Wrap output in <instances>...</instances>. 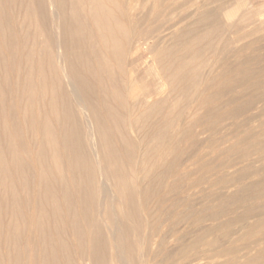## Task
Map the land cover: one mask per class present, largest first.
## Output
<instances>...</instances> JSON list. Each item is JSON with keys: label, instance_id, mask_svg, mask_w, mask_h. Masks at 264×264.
<instances>
[{"label": "rangeland", "instance_id": "obj_1", "mask_svg": "<svg viewBox=\"0 0 264 264\" xmlns=\"http://www.w3.org/2000/svg\"><path fill=\"white\" fill-rule=\"evenodd\" d=\"M1 1L2 2H0V19L3 20V18H4L5 22L3 24H1L2 22H0V42H2L1 47H0V58L8 57L9 56L8 50H9L10 45L12 43L17 44V41H15V39L18 38L17 40H20V38H22V36L25 34V31L27 29L29 31L33 29L34 25L31 24L30 17H28L29 16V13H28L29 8L28 7H33L35 10L38 9V11L40 10V7H44V9H45L44 18L42 19L44 21V23L42 24L43 27L40 28L41 30L39 29V32L40 31H42V32L37 34V37L35 38L36 39L35 42L37 43V45L36 44L35 45H36V48L40 49V52H39V49L37 50V56L40 57L42 59V61H43V59L46 61L42 62L44 65V66L42 65L43 68L37 66L36 69H34L35 73L33 75V78L36 76L35 77L36 79L35 78L33 79L35 81L34 82L35 83L34 84L35 85L34 90H35L36 97H39V98L38 99L36 98L35 104H34V106L33 105L32 106L35 107L33 109H34V112L36 113V116H35L36 120L39 123H41V124H39V123L38 124L41 126L42 123L45 124V123H48L50 121L51 122V132H53L54 134H55V132L58 133V135L60 136L59 138L60 139L62 138V139L60 142V139H58V137H57V140H59L58 141L59 144L62 143V145H64L65 148L60 147L62 145L61 144L59 145L57 140H55V141L52 140L55 142V144L57 143V145L54 144L55 147L52 146V150H51L48 145L51 146L53 142L45 139L46 143L49 142V144L48 143L46 144L47 145V153H48L47 155H51V157H48L49 158V159L47 158L48 160L46 159V162H44V164H42L43 167L45 169H47L48 171L49 170L51 172L53 171V174H55V172L57 174L59 171L60 172L62 171L61 172L62 177L64 175L63 178L62 177L57 178L56 175H54V176H56L55 178H50V177H48L49 179L47 178V181L49 180L48 183L50 185L49 188L51 189V192H52L51 194L55 197V201H57V203H59L58 204L59 212L54 213V211H53L54 207L52 209V205H50V203L47 201L48 198L47 199L44 198V191L43 190L45 187L44 182L46 181V178H44V177L42 178L39 175V170L42 167V165H39L38 163H36L38 159L35 156L36 150L38 148H40L41 141L43 139L42 136H44V135L39 134L41 132L38 133V132H36V130L33 131L34 133L32 132V128L30 126L31 124L26 119L25 113H24V107H25L24 104H26V103L24 101H22L21 99H18V98H17V100L14 101V103L18 104L22 108V110L20 108L21 113L20 114L18 113V115L16 116V122H15L16 123V133H17V130H18V133H20V135L17 134V142L21 139L18 142L19 146L17 148V154L16 155L18 156V158H20V160H23L22 163L24 162L26 166H24L23 169L20 168L19 169L20 171L17 170L19 173L16 171V173L14 174V171H13V173L10 174V176H12V182L13 183L12 182L11 183L13 184V189L16 192L15 194L18 197L17 199L19 200L16 203L17 205L14 203V198H13L14 196L10 193V191L9 192H8V190L5 191L3 189L2 183L0 182V249H1L0 250V264H3V263L4 264H10V262L12 263L11 259H13V262H14L16 253H18L20 255L22 254L20 256L21 257V261H19V262H21L20 264H32V262H33V264H37L36 262H38V260H39V262L44 261L43 259L46 257L45 255H48L49 252L51 253L52 247L56 244V239L58 236L57 234L60 235V233H61V235H60L61 239L64 242H66V245L70 249V250L68 249V251H70V252L72 251L71 252L72 254L70 253V256H72L71 258H73V256L76 255L78 252H79L78 255H80V253H81L79 250L80 248H78V246H79L78 243L80 241H82V236H84L83 233H85V232L88 233L92 228H93L92 229L93 231H94V229L97 230V233H96V231H94L96 233L95 235L97 237L98 236H100L102 238H104L105 236H106V238L110 237V241H109L110 244H108L109 238H107V239L101 238V240L105 241V242H101V240L98 239L100 237L97 238L94 235V237H95V239H94L93 235L91 236V233L93 232L92 230H91L92 232L90 231V233H88V234L85 233L86 237H83V239L86 238L85 240H88V244H87V241H84V242H86V244L82 241L83 245H84L83 247H85V245H87L86 250L88 252H90L91 254L93 253L91 256H95V254H96V256L99 255L98 258L93 257V259H97V261H99L98 263H101V264H103L102 261H106V260H108L107 262H105L106 264H108V263L119 264V262H120V264H126L127 258H128L127 264H154V260H155V264H165V263L167 264L168 262H170V264L171 263L173 264L174 261L173 262H171V261L175 258H178V259H175L174 264H187L188 262H191V261H193L192 264H211V263L212 264H219L220 262H221L220 264H222L223 260H225V259L227 260V261L225 260L226 262H229V263L232 262L233 263L234 258L236 260L238 258L239 262H240V259L243 258L242 260L245 262H243V261L240 262L242 264H245L249 259H250V262L253 260L252 263H254L256 261V259H257V261L258 260L260 261L261 256H258V258H254L255 260L253 259V257L256 256L257 253H260L261 249H263L262 251H264V247H263L264 246V241H263L264 233L262 234V232L264 231L262 229V228H264V226H263L264 222H259V221H263L262 219H264V216H263L264 207H262V206H264V203H263L264 202V195H263L264 194V186H262V185H264V171H263L264 170V162H263L264 157L262 156L263 154L260 156L258 154V152L255 151V149H257L256 147L257 146L261 147L262 146L261 144L263 143L262 141H264V140H262V139H264V136H263V134H264V94H263L264 93V0H219V1L218 0H118V2L121 4V7H124L125 12L130 13L129 14L130 16H128V17H129L130 21L132 20V23H133L132 25H134L133 31L139 30V31L134 32V34L138 39L140 38V42H137L134 45V48H133V50H131L130 55L127 56L128 58H127V62H126V66L128 64V66H127L128 70H131L134 73V76H136V81H135V83H133V88L136 85L139 86V91L137 92L138 95H135V98H137V100L138 99L140 100V102H139L140 104L142 102H143L142 104H145V103L150 104L152 100H153V102H157L158 101L157 98L159 99V101L164 99L163 101L160 102L158 111H157V113H155L153 115V117H151L150 122H155L153 125L157 124L155 127L152 126V127H154L152 129L159 127V129L161 130V134L163 133L162 139L164 138V135H166L165 141L167 140V142H168V143H166L164 141L163 143H165V144L159 143V147L157 148L158 151L156 149L155 151H157V152H155L154 150H152V152H150L151 160H152V156H153L152 154L156 155V156L154 155V157H153V160H155L156 163L153 160L152 161L154 164L153 163L151 164L150 160H149V162H147V164L149 163L148 165H149V168L151 170L156 165L159 166V164L162 167V169L159 170L160 166L155 167L158 171H155L153 169L152 172L155 171L156 173H152L150 170V172H149L150 175L147 177V179L143 180L144 172H143L142 167L141 166L137 167L136 163H134V161L136 162V160L133 157H134V155H136V153L134 151H133V153H135V154L131 153V156L133 158L132 159L131 157L129 158V154L127 155V157L125 156L124 152H126V154H127V151H125L123 149V146H126L125 140H130V139L132 140V138H130L131 137L130 134H128L130 132L129 131L127 132V130H126V125L128 123L126 124V122H127L126 121V119H127L126 118V115H127L126 111L127 110L125 111V109H127V108H124V107L127 106V105H125V104H127V102L126 103L124 102L123 103L124 107L122 105L121 109H119V107H118L119 105L116 102H114L113 99L106 97V99L109 101L108 102L106 100V103H108L109 105H112V106L114 105L113 107L118 108V111L123 112L124 116H125L124 120L122 119V121H121V124H120L121 127H120L118 125L116 126L115 120H114L112 115L111 116L106 115L109 117H108V120H106L107 118L105 119L106 124H103V126H104L105 130L110 129V130H108V133L110 131V134L112 135V137H111L112 139H111L110 138L111 135L107 133V137L109 135V137L107 139V143L110 142L109 144H111L115 141L112 144V145L116 144V145H114L115 149L117 148L115 146L118 145V148L120 146V148H119L120 151H119V149H116V150H117V153L119 152V156L121 157V159H122V156H124V158H123V160H121V162H123L122 165L124 163L125 164L123 166L121 165V168H124L123 173H126V177L128 176L127 179H125L127 182L125 180H121V181L115 180L114 181L113 177L111 178L112 175H111V173H109V171H108V175H107L108 177H105L106 179L105 178L102 179L101 173L92 169V168H94L92 166L94 164H96V163H94L95 162L94 158L98 157V155L101 154V151H103L102 147H105V143H104V146L103 145L101 146L102 150L99 147L100 144H98V147H93V145H92V147L89 146L90 140H89V135H87L88 133L86 132L88 130L86 127L85 118H83V116L81 114H79V112L77 113V111H78L77 107H76L75 103L72 101L73 98L71 96V88L65 84H63L64 86H61L59 88V96H58L59 98H58V103H57L58 108H56V109H58L57 112L54 111L56 109H54V107L50 103V99H51L50 90L53 87V85H51V83H50V81L53 79L52 71H51L52 66L49 65L50 64L49 57L46 58V56H43V51L45 49H46V51H48V46H49V48H51L52 51L54 52V55H56L58 52V44L57 43L60 40V41H62V44H64V50H65V56H66L67 62L68 61L70 62V59L72 62L74 60L77 62V59H75L76 54L82 48H83V50H85L86 48H87V50L90 49L92 47L91 46L92 42H90V41L86 42L85 41L82 43V48L79 47V45L76 48V46L72 42L67 43L66 42L67 39L64 40L63 36H64V31L66 29L64 25L66 23H64L65 22L64 19H61L58 22L53 19L54 10H51V9H54V5H53V3L50 4L53 1H50V0H44V1L43 0H14V1L1 0ZM64 1L67 4L61 3V5H63V7H59V8H61L60 11H61V13H63V11L66 12V10H67L66 13L70 14L71 11H68L71 9L70 1H71V4L73 1L72 0H64ZM202 2H204L205 4ZM196 3H197V5H196ZM198 3H199V6L206 5V7L204 6L201 8H203V9L205 8L206 11H209V13H207L208 17H209L207 19V24L208 23L209 24L206 26L202 24L199 26L200 28H198L197 31L192 32L191 34H188L186 32V29L184 30V26H186L185 28H187L188 26L192 25V23L195 21V19L198 18V15H197ZM202 4H204V5H202ZM66 5H67V7H66ZM65 7H66V10L64 9ZM201 8L199 7V9H201ZM51 12H53V13H51ZM214 12L215 13L218 12V13H216V15H215ZM85 13H88V11H86ZM209 14L211 16H213V14H214V16L211 17V16H209ZM2 16H3V18H1ZM26 16H27V18H26ZM210 18L214 19V21L211 20ZM176 20H177V22H176ZM180 20H182V21H180ZM139 24L141 27H139ZM187 24H189V25H187ZM206 28L209 29L210 33L212 32V34H214L215 36H213L212 34L209 33V35L205 36L204 38L203 37L199 38V37H201V34L203 35L204 30H206ZM42 29L44 30V32ZM181 29H183V31ZM210 29L211 30L213 29V31H211ZM59 30H60V32H59ZM217 32H218V34H217ZM187 34H188V36H187ZM210 35H212V36H210ZM41 36H43L45 38H43ZM88 37H90V36H88ZM212 37L213 38L219 37L220 39L214 38L215 40H212ZM45 39H47V40H45ZM136 39L133 38L132 43L134 41H136ZM56 40H57V42H56ZM217 40H219V41H217ZM209 41H212L211 42L212 45L209 44ZM192 42H195V43L198 42L199 47L201 46L203 49L209 47L211 49L210 51H212L213 53H211L210 51L204 52L205 57L203 56V60L200 61V64L198 63L199 61H196V60H194L193 62H189V65L187 67V71L183 75V77L179 83L180 89L181 88L182 89L177 92V95L175 94L171 98H166L168 88H167V85L165 84L164 81H165V75H167V73H168L167 64L165 63L166 59L164 57L163 58L160 57L159 53H157L159 51L158 49L160 47L161 48H167L170 51H175V50L179 49L178 50L179 53H177V57H178V56H180L179 54H181L184 51V48H186V46ZM204 43H205V45H204ZM137 44H138V47H137ZM208 44H209V46H206ZM46 45H47V47H46ZM202 45H204V47ZM78 48H80V49H78ZM66 49H67V51H66ZM76 49H78V50H76ZM38 52L41 55H39ZM208 53L209 54L211 53V54L209 55ZM93 55H96V52L93 53L92 56ZM92 56H91V62H93ZM220 57H222V58H220ZM68 58H69V60H68ZM178 62H179V60H178ZM1 63H2V61H0V64ZM217 63H219V64H217ZM205 64H207V65H205ZM198 65L201 66V73L199 74L200 76L198 75V77H197L198 79L197 78L194 79V81H195L194 82L193 79H191V77H190V71H191L190 66L192 68L193 67L197 68ZM230 66L231 67L237 66V68L240 70L238 75H236L234 78L228 72L226 73V75L222 74L223 70L226 68H230ZM247 66H249V67H247ZM80 68H79V70L83 76L85 75V77L88 76L89 78H92V79H90L91 81L88 80V81H90V84H92V85L97 84V83L99 84V82H100L99 77H98V81H97L96 74L92 75L94 73L90 71L91 66L88 69L87 65H82V66L80 65ZM26 70H28V69H25V67H24V69L21 70V73H19L17 71L16 74L14 73L12 75H9V74H7V71L4 70V68L2 67V69L0 70V83H1V85L2 86H3V84L5 85V83L8 82L9 79L11 78L10 81L12 80L14 82L13 87H15V89L20 88L19 86H16V85H17V83H19V82L21 83L25 80L24 74H25ZM38 70H39V72L41 70L42 71L39 73ZM158 70H160V71H158ZM42 73L44 74V76H47V77H43ZM218 74L221 76H219ZM37 76L39 78H37ZM88 77H86V78L89 79ZM225 77L228 79H226ZM19 78H20V80H19ZM40 78H41V80L39 82ZM6 79H7V81H6ZM212 79H213V81H212ZM207 80H208V82H207ZM36 81H38V84L40 83V85H38L36 83ZM49 83H50V85H49ZM143 83L145 86H143ZM9 84L10 83L8 82V84L6 83V85H5L7 88L8 95H10L9 94ZM45 84H46V86H45ZM227 84H228V86L230 85V87H228ZM56 86H58V84H56ZM143 87H144V89H143ZM224 87H225V90H224ZM96 89L98 90V88H96ZM44 91H45V93H44ZM101 92H102V90H101ZM106 92L108 93V89H106L105 94H107ZM63 93H64V95H62ZM92 93L89 94L90 95L89 96L90 101L94 102L96 104V106H95V104H94V106L98 109V111L102 115H105L106 114L105 108L101 107L99 109V98L96 97L94 93L93 94ZM162 93H163L164 97L162 96ZM66 94H67V97H66ZM101 94H100V97H101ZM194 94H195V96H194ZM188 95H190V97ZM20 96L21 95H19V97ZM91 96H93L98 101H95L94 98ZM159 97H161V98H159ZM132 98L129 97L128 100H127V98H125L126 100L124 99V101H129ZM148 98H151V99L148 100ZM43 100H45V101H43ZM168 101H169V103H168ZM43 102H45V103H43ZM70 102H71V104H70ZM40 103H42V104H40ZM64 103H66L65 104L66 106L65 105L62 106ZM67 103L70 105H67ZM44 104H45V107H44ZM50 104H51V106H50ZM200 104H202V105H200ZM71 105H73V107ZM92 105H93V103H92ZM193 106L195 107V109L193 108ZM200 106L202 109L198 108ZM46 107H47V109H46ZM64 107H66V108H64ZM74 108H75V110H74ZM166 108H167V110H166ZM36 109H38V110H36ZM68 109L71 110L72 113L74 112L76 114V116L74 117L76 119L74 121H72V120L70 121L69 118H67V119L64 118L65 117L64 111H65V113H67V112H69ZM184 109H185V111H184ZM198 109H199V111H197ZM177 110L179 111V114L177 113L178 112ZM181 110L183 111V113L182 112L180 113ZM116 111H117V109H116ZM236 111H237V113H236ZM6 112L8 114V111H6ZM22 112L24 114H22ZM204 112H205V114H204ZM37 113L40 114L41 117H39V115ZM56 113L59 115V117ZM208 113H210V114H208ZM155 115H156V117H155ZM44 116L46 117V119L49 118V120H46L44 118ZM217 116H219V117H217ZM38 118H39V120H38ZM177 119H178V121H177ZM223 119L225 121H222ZM67 120H69V121H67ZM111 120H113V121H111ZM56 121H57V124H56ZM172 121L174 122V125H173ZM168 122H170V124ZM171 122H172V124H171ZM164 124H166V125L164 126ZM191 124L193 126H191ZM197 124H199V125H197ZM109 125H111V128ZM213 125H214V127L212 128ZM225 125L227 128L225 127ZM71 126H73V127L75 126L74 128L72 127V130L74 129V132L73 131L71 132L69 130L71 128ZM181 126H183L182 129H181ZM56 127H58V128H56ZM76 127L78 128L79 132L77 131ZM118 127L121 129H119ZM184 127H185V129H184ZM54 128H55V130H54L55 132L52 131ZM122 128H125V129H122ZM163 128H164V130H163ZM188 128H190L189 131L191 130V132L188 131ZM57 129H58V131H57ZM64 129L68 130L69 132L66 133V131ZM75 129H76V131H75ZM0 130H2V131H0V134H1L3 132V126L0 127ZM43 130L41 128V130L39 129L37 131H42V134H43ZM112 130H114L117 134H115L114 131L112 132ZM124 130H126L125 131L126 137L124 135L125 133L121 132ZM165 130L167 131V133ZM207 130H209V131H207ZM80 131H83V134H81V136L77 135V136H79V137H77L76 134L77 133L80 134ZM187 131H188V134H186ZM60 132H62V134ZM176 132H179V133H176ZM69 133H71L70 135H71V137H73L75 143L78 142L80 144L81 141H84V144H82V145L80 144V145H81V147L83 145H85L84 146L85 148H83V147L80 148V145L77 143L76 144L73 143L72 144L73 146L70 145L69 141L72 139L67 137V135ZM122 133H123V135H122ZM3 134H4V132L0 135L1 136L0 137V143L2 142L0 144V146H2L4 148L0 147V151H3L5 153L0 152V154L3 153V154H1L2 156L0 155V157L9 158V155H8L7 149H6L8 146V142H5L7 140H5L6 137ZM74 134H75V136H74ZM113 134H115V135H113ZM176 134H177V136H176ZM249 134H251V135H249ZM33 135L35 136V138ZM70 135H68V136H70ZM169 135H170V137H168ZM261 135H262V137H261ZM55 136H57V134H55ZM64 136H66L67 139L69 138L70 140L68 139V141H67L66 139H64L65 138ZM127 136H129L130 139L129 138L125 139V138H127ZM173 136H176V137H173ZM20 137H22V138H20ZM75 137L79 138V139L76 140ZM167 137H168V139H167ZM2 138H3V140H1ZM245 138H247V139H245ZM255 138H256V140H254ZM80 139H81V141L79 142L78 140H80ZM97 139H98V137H97ZM122 139H123V142H120V141H122ZM111 140H112V142H111ZM133 140H134V138H133ZM171 140H174V141H172V142H174V144L173 143L171 144ZM257 140L259 141V144L254 145V144L258 143ZM3 141H4V143H3ZM254 141H257V142L254 143ZM97 142H98V140H97ZM70 143H71V141H70ZM121 143L123 144V146L121 145ZM150 143H151V141L149 140V145L152 144V143L151 144ZM4 144H5V146H4ZM67 144H69V146H72L76 149V151L73 149L75 151V153H77L79 150L82 155L80 154L81 155L80 156L78 153L76 155L74 153V151H73L74 154L73 153L68 154L70 151L72 152V150H71L72 148L70 149ZM56 147H58V148H56ZM48 148H49V150H48ZM54 148H55V150H54ZM61 148H62V150H60ZM63 149L65 151L68 149L66 151L67 153H65L63 151ZM83 149H84V151H83ZM85 149L87 151H85ZM98 149H100V151ZM53 150H54V152L57 150L56 153L59 152V154H58V157L56 158V162L52 161L50 163L49 161H51L53 159V155H54V154H52ZM89 150H90L91 154L86 153ZM250 150H252V151H250ZM61 151L63 153H65V160L66 161L63 160L65 162V163L63 162L64 164L62 162H60V161H62V159H61L62 157L60 155H63V153ZM161 151L163 152V155H162ZM179 151H180V153H179ZM249 151L251 153H249ZM50 152H52V153L50 154ZM121 152H123V153H121ZM239 152L240 153L244 152V154L246 153L247 155L245 154V157H243L244 154L241 155ZM255 152H257V153H255ZM92 153H94V154H92ZM248 153H249V157L247 158ZM4 154H5V156H3ZM85 154H86V156H88V161L85 157ZM120 154H123V155L121 156ZM6 155H8V156H6ZM67 155L68 156L72 155L71 159H69V160L74 161L73 159H75L74 157H76V159H78L79 162L75 160L76 162H78V163H76L74 161L76 163V165L74 164V162L71 163L73 165L68 164L69 161H67L68 160ZM78 155L81 158H78ZM83 155H84V157H83ZM89 155H91V156L89 157ZM157 156H159V157H157ZM258 157H259V159H258ZM82 158H85V161ZM89 158H91V159H89ZM135 158H137V155L135 156ZM161 158H162V160H161ZM253 158H255V159H253ZM63 159H64V155H63ZM100 159L102 162V166H106V168H107L106 162L104 159L101 158V155H100ZM42 160H44V159L42 158ZM80 160L83 161L82 163L85 165V167H83L82 164H81L82 167H81V165L79 167L78 164L81 163ZM89 160H90V162H89ZM91 160H94V161H91ZM124 160H125V162H124ZM257 160H259V161H257ZM172 161H173V163H175L174 166H173V163H171ZM176 161H178V162H176ZM234 161H236L238 163H235ZM59 162H60V164L62 163L61 166H60V164H58ZM91 162L93 165H90ZM126 162H128V163H126ZM7 163H8V159H7ZM52 163H54L53 165L54 166L56 165V166L54 167L52 165ZM168 163H169V165H171V164L172 165L169 166ZM47 164H49V165H47ZM162 164H163V166H162ZM57 165H59L60 167ZM77 165H78V167H77ZM153 165H154V167H153ZM164 165H165V168H164ZM73 166H75V168H73ZM58 167L60 168V170L57 172V169H59ZM86 167H87V169H86ZM169 167H172L173 170H172V168L170 169ZM249 167H250V170H249ZM10 168H11V165H10ZM76 168H78L79 170H76ZM136 168H138V169H136ZM252 168H253V172L251 171ZM257 168H258V171L260 170L259 172L256 171ZM73 169L76 171L73 172L72 171ZM91 169H92V171H91ZM168 169H170V170L168 171ZM90 171H91V173H90ZM147 171H148V169H147ZM165 171H168L169 173L168 172L165 173ZM254 171L256 173H254ZM86 172L88 173V175H86ZM94 172H96V174ZM158 172H159V174H158ZM49 174H50V172H49ZM74 174H78L77 176L76 175L75 176L78 177L79 179L78 178L76 179V177L72 176ZM89 174H91V176ZM133 174H134L135 178L132 177ZM136 174H137L138 178H137ZM152 174H153V176H152ZM154 174H156V175H154ZM157 174L160 176L163 175V177L165 176L164 177L165 179L163 177L158 176ZM82 175L84 176V179L85 178L88 179L89 177L92 178V181H91V179H89V181H88L89 183H87V181L82 178L83 177ZM54 176H51V177H54ZM56 178H57V182L55 180ZM72 178L73 179L75 178L76 181H74ZM155 178H157V179L159 178L158 181H157V179L155 181L154 180ZM94 179H96V180H94ZM112 179H113V181H112ZM135 179H137V181ZM42 180H44V181H42ZM93 180H94V182H93ZM150 180H152V181H150ZM231 180L232 181L235 180L234 182H236V183H234V182L232 183ZM95 181H96V184H95ZM99 181L101 182V186H100ZM76 182H77V184H74ZM78 182H80V184ZM105 182H107V183H105ZM110 182L112 184H110ZM81 183H82V185H81ZM92 183H94V184H92ZM256 183L259 184L257 187L258 188L260 187L257 190H256V188H257ZM227 184H228V186H227ZM78 185L82 186V188H80V186L77 187ZM88 185H90L91 189L94 192L92 190H89L90 187ZM105 185H107V187ZM83 186H85L84 188H86L85 191H87V193L84 192ZM114 186H117V188L120 187L121 192H119V193L122 194V191H123L124 195L120 194L122 197L121 201H119L118 198L116 197V193H113L115 191ZM127 186L130 187L131 190H133L132 193L130 191V188H127ZM87 187H88V189H87ZM97 187L99 190L96 189ZM99 187H101V188H99ZM104 187L106 189H104ZM78 188L80 189V192H79ZM76 189L79 193L76 192ZM118 190H119V188H118ZM127 190H128V192H127ZM140 190L142 193L140 192ZM64 191H67L66 195H68L72 192L70 195H68L69 198L71 197L72 194H73V196H75V195L77 196L78 194H79V196H81V197L75 196L78 199H76L75 197L73 198V196H72V198H71V199H73L72 202L69 199L72 204L75 202L74 207H73V205H72V207H70V205H71L70 203L68 206L66 205V203H68L69 201L67 202L65 199H63ZM88 191H91L90 194H88ZM106 191L108 194H106ZM111 191H113V192H111ZM254 191L257 194H255ZM96 192H97V194L93 195ZM109 192L112 193L113 195H111ZM80 193H82V194L86 193V194H83L84 197H82L83 195ZM102 193H103V195H102ZM260 193H262V194H260ZM91 194L94 196V198L91 196ZM105 194H106V196H105ZM140 194H141V198H139ZM16 195H15V197H16ZM257 195H259V196H257ZM88 196L90 197V199L93 198L96 201L91 199L93 203L91 201L89 202L90 199L88 198ZM95 196H96V198H95ZM111 196H112V198H111ZM250 197H251V200H250ZM255 197H257V198H255ZM85 198H86V200H85ZM253 198L256 201H253L254 200ZM107 200H108V202H107ZM249 200L253 201L254 203L252 204L251 202H249ZM112 201H114V202H112ZM94 202H96V203L99 202V203L97 205L95 203L96 206H94ZM258 202H260V203H258ZM77 203L79 205L84 204L83 206H80V207H83L82 212L85 211L84 208L86 209V214H85V212L82 214L81 210H79L81 208L78 207ZM89 203H91V204H89ZM113 203L116 207L113 205ZM119 203H123V205H125V209H124L125 213L120 210ZM29 204L30 205L32 204V205L29 206ZM258 204H260V205L258 206ZM103 205L105 207H103ZM110 205L114 208H112ZM87 206L90 208L91 211H92V207L94 209L93 210L94 212L96 210H101V211L100 212L98 211V213L96 212V214H98V215H95L93 211H92L93 213L90 210L88 211L89 208ZM67 207L69 208V211L67 210L68 209ZM221 207L223 209L226 208V209H224L225 210L224 214L222 212L223 209H221ZM15 208H17L18 215L20 217H22V215H23L24 217L20 218L18 215H15L17 212ZM71 208H73L74 211L73 210L71 211ZM95 208H97V209H95ZM103 208H104V210H103ZM256 208H258V209H256ZM232 209H234V210H232ZM248 209L250 210V212L248 211ZM255 209H256V211H255ZM113 210H115V211H113ZM142 210L144 213L142 212ZM246 211L249 213H247ZM253 211L255 213H257V212L258 213L255 215L253 213ZM219 212H222V213L219 214ZM259 212L260 213L263 212L262 216L259 215L260 214ZM90 213H92V214H90ZM99 213L100 214L102 213L101 214L102 216H100ZM41 214L43 215L44 219L42 218V216L40 217ZM89 214L91 217H88V219H87V221H89V222H87L88 226H89V223H91V221H92L89 218L93 219L92 223L90 224V226L92 225L93 227L89 226L90 229L87 226V223L85 221L87 216H89ZM151 214H152V216H151ZM251 214H252V218H250ZM253 214L255 215L254 217H253ZM81 215H83V217ZM94 215L97 218V223L94 222V220L96 221ZM243 215L244 216L247 215L246 218H250L249 221L246 218H244ZM16 216L18 218H16ZM241 216L243 217V219H245V221H244L245 223H243V221L240 220ZM38 217H39V219H38ZM101 217H102V219H101ZM242 217H241V219H242ZM256 217H258L259 219L261 217L262 219L259 220ZM74 218L77 219L76 222L79 221L78 224H80V225L83 224V226H85V227L87 226L89 229V230H87L86 229L87 227L86 228L81 227V228H83V229L85 228L87 230V231L84 230L85 232L82 231L83 235L80 233L82 236L79 234L81 237L79 235H78L79 237L77 235H75V231L73 230L72 221L75 220ZM84 218H85V220H84ZM140 218H142V219H140ZM228 218H233L232 219L233 224L231 223V220L230 221L228 220L229 222L227 221ZM234 218L236 220H234ZM238 218H239V220H238ZM254 218H256L255 219L256 221L254 220ZM15 219L17 220V222L21 223L20 228L18 229V230H20V232L17 231L14 234H10L11 229H9V226L14 222ZM40 219H42L43 221L41 222ZM52 219H54V220H52ZM99 219H100V222H98ZM225 219H226V221H225ZM81 220H83L84 222L83 221L81 222ZM104 220L106 222H108L109 225H107V223ZM148 220L153 222V223L151 222V226H150V223L147 224ZM154 220L156 221L157 224H155ZM158 220H160V221L158 222ZM37 221H38V224H40V225L42 224V226H40L38 224L36 226ZM235 221H236V224H235ZM238 221L241 225L238 224ZM246 221L249 222V224H247ZM101 222H103V224H100ZM112 222H114V223H112ZM221 222H222V225H220ZM227 222L230 225H228ZM254 222H256L255 225L257 224V222H259V224H261V223H263V224H261V226H259L257 224V226L255 227ZM23 223H24V225H23ZM93 224H95V225H93ZM119 224H120V226H119ZM102 225H103V227H102ZM96 226H98V227L100 226L101 228L100 227L99 228L101 230H99L98 227H96ZM148 226L151 228L153 226L154 228L149 229ZM216 226H219V227H216ZM226 226H228V227L230 226V228L227 229ZM244 226L249 227V229L250 228L252 229V227L254 226L253 229L256 228L257 230H255V229L254 230L252 229V230L254 231L253 234H256V235L251 234L250 232L252 230H248L247 227H246L247 230H245ZM21 227H23V228H21ZM41 227H42V229H44V232H43V230L41 231V229H40ZM215 227L217 228V231H216ZM259 227L262 229V232H260L261 230L259 229ZM37 228H38L39 232H42L44 234H42V233L40 234L38 232ZM104 228H105V230H104ZM211 228L214 230H212ZM235 228L236 229L238 228V231ZM58 229H60V230H58ZM106 229H107V231H106ZM118 229H120L121 231ZM221 229H222V232H221ZM229 229L231 232L233 230V232L231 234L229 233ZM150 230H152L155 233L150 232ZM258 230H259V232H258ZM112 231H114V232L112 233ZM226 231H228L227 232L228 235L226 234ZM244 231H246V234L244 233ZM248 231H250V232L247 233ZM57 232H59V233H57ZM99 232L101 234H98ZM104 232L105 233L108 232V233L105 234ZM208 232L209 233L211 232L210 233L211 235ZM18 233H19L21 238H19ZM110 233L112 236L110 235ZM257 233L258 234L260 233L261 235L260 234L258 235ZM39 234L41 236L45 235L47 238L49 236V239H47L45 236L41 237ZM92 234H94V233H92ZM118 234L121 236H119ZM207 234H209V236ZM222 234H224V235H222ZM249 234L251 235L250 237H252V238H249V239H251V242H252V239L254 240L258 236H260V240L262 242L259 240V238L255 239L256 242L255 241H254V243L252 242L253 247H251L252 245L250 243V240L247 241L248 238H247V240L245 239L246 237L249 236ZM113 235H114V238L116 239L115 242H114V239L112 238ZM206 235L208 237H206ZM214 235H216V236H214ZM241 235H243V237H241ZM245 235H248V236H245ZM16 236H18V237H16ZM76 236H77V238H76ZM199 236H200V238H199ZM239 236H240V238H239ZM15 237L19 238V240L16 239ZM117 237L118 238L120 237L119 238L120 240H123V239H126V240H123L124 242L122 243V241H120ZM8 238H10V239H8ZM90 238H92V240L93 239L96 240L95 242H97L99 240L98 241L99 244L98 243L96 244L95 242L93 243L96 251L94 249H92L93 245H92V240L90 241ZM148 238H149V240H148ZM196 238L198 239V241L200 240V242H198ZM205 238H208V239H205ZM229 238H231V239L229 240ZM235 238H237V239L239 238L238 239L239 243H237L238 242L237 239L234 242ZM128 239H129V241H128ZM143 239H144V241H143ZM46 240H48V241H46ZM202 240H204V241H202ZM210 240H211V242H209ZM231 240L234 243H236V245L233 242L231 243ZM243 240H245L244 241L245 244L244 243L242 244V245H244V247H242V245L240 244L241 243L240 241L243 242ZM16 241H18V242H16ZM19 241L22 242V244H20ZM27 241H29L30 244ZM40 241L45 243V249L48 246V250H49V248L52 246L50 248L49 252L46 249L48 253L46 252V254L44 255L45 257H43V254L45 253L44 252L45 249H43L44 246L42 247V250L38 249V247H39L38 243ZM126 242H128L129 245L131 244L132 247H134V248H132V254L128 253V251H127L128 250V244ZM194 242L200 244V245L197 244V246L199 248L194 244ZM16 243H17V245H16ZM222 243H223V245L221 246ZM52 244H54V245H52ZM89 244H91V245L89 246ZM103 244L104 245L106 244V247L107 246L108 247L107 248L102 247V246H104ZM115 244H118V245H115ZM141 244L143 246L142 248H141ZM162 244L164 246H162ZM230 244H231V246L233 244V246H232L233 248H231V246H229ZM237 244H239V246ZM255 244H257V245H255ZM26 245H27V247H26ZM95 245L97 246V249H96ZM154 245H155V247H154ZM225 245H226V247L229 246L228 248H230L229 250H231L232 252L227 251L228 249L226 247H224ZM109 246H111V247H109ZM146 246L149 249H146ZM188 246H189V250H190L191 246L195 247L196 249L191 248V250H193L194 252L191 250L189 252L188 250H186V247H188ZM200 246L202 247V249H200ZM205 246H206V248L204 249ZM261 246H262V248H260ZM98 247H99V249H98ZM235 247H236L237 251H236V249H234ZM237 247H239V249H240V247H242L241 252ZM113 248H114V250H113ZM116 248H117V250H116ZM220 248H221V252H219ZM257 248H260V250H258ZM21 249H23L22 252L24 253V255L21 252ZM57 249H58V247H57ZM57 249H55V250L57 251ZM101 249L105 250L108 254H105L106 253L105 251H103V252L98 251ZM121 249H123V250H121ZM194 249L197 251H195ZM108 250L112 254H109L110 252ZM146 250H148V251H146ZM185 250L189 253H186ZM199 250L200 251L202 250V252L200 253ZM210 250H212V251H210ZM222 250L225 253L222 252ZM30 251H31V253H30ZM33 251H35V253ZM87 251H85L87 253L86 255H90V253H88ZM182 251L183 252L185 251V252L183 253ZM214 251L216 252V254H217V252L220 254H217V255L215 254L217 257L215 255L213 256L212 254H214ZM38 252H40V253H38ZM94 252H96V253H94ZM97 252L99 254H97ZM118 252L119 253L121 252L122 255L119 254ZM230 252L231 253L235 252V253L230 254ZM41 253H43V254H41ZM148 253L150 254L149 255L150 257L146 255ZM180 253L183 255V257ZM222 253L226 254L225 255L226 257L223 256L224 254H222ZM32 254H34V255L40 254V255H36V259H34L35 263H34V261H32L33 260L31 258ZM124 254H126V255H124ZM229 254L230 255L237 254L238 256L240 255L241 257L239 256L240 257L239 258L237 255H235L233 257V256H229ZM50 255L51 254H49L48 256H50ZM107 255L109 258L112 257L111 261H110L111 258L108 259ZM135 255H136L137 259L134 258ZM179 255L181 257H179ZM62 256H63V254L61 255V257ZM123 256H124V258H123ZM130 256H132L133 259H131ZM145 256H147L146 257L147 260H146ZM155 256H156V258H155ZM209 256H211V257H209ZM38 257L39 258L42 257V259L40 258L41 261H40V259L37 260ZM61 257L60 258L58 257L59 261L61 260ZM99 257H101V258H99ZM105 257L107 259H105ZM244 257H247V258L244 259ZM250 257H252V259ZM24 258H25V260H24ZM30 258H31V260H30ZM48 258H50V257H48ZM65 258L66 257H64V259ZM179 258H181V259H179ZM230 258H233V259H230ZM51 259H52V257H51ZM64 259H62V261H60L61 264L63 262H65ZM102 259H105V260H102ZM130 259H131V261H130ZM134 259L136 261H134ZM149 259H151V260L149 261ZM228 259H229V261H228ZM246 259H248V260L246 261ZM72 260L77 261V255H76V258L74 256V259H72ZM78 260L79 261L81 260L80 256H78ZM177 260L178 261L180 260V261L177 263ZM236 260H234L235 263H233V264L238 263L237 262L238 260L237 261ZM46 261H47V257H46ZM125 261H126V263H125ZM129 261H130V263H129ZM132 261H134L136 263H134ZM200 261L201 262L204 261V263L203 262L200 263ZM217 261H218V263H217ZM39 262H38V264H39ZM94 262L95 263H93V264H98L95 260H94ZM226 262H224L223 264H227ZM250 262H247L246 264H248ZM232 263H230V264H232ZM240 263H238V264H240ZM48 264H50V261L48 262Z\"/></svg>", "mask_w": 264, "mask_h": 264}, {"label": "bare ground", "instance_id": "obj_2", "mask_svg": "<svg viewBox=\"0 0 264 264\" xmlns=\"http://www.w3.org/2000/svg\"><path fill=\"white\" fill-rule=\"evenodd\" d=\"M11 1H14V0H11ZM44 1V0H43ZM50 1H53V2H49L50 4H52L53 3V5H54V9H51V10H54V13L53 12H51V13H53V19L55 20V21H60L61 19H64V23H66L64 26H65V31H64V40H66V42L68 43V42H72L75 46H76V48H77V46L79 45V47H81L82 48V43L83 42H92V47L90 48V49H88L87 50V48L85 49V50H83V48L76 54V58L75 59H77V62L74 60L73 62L71 61V59H70V62L68 61L67 62V60H66V56H65V50H64V44H62V41H58V52H57V56L56 55H54V52L52 51V49L51 48H49V46H48V51H46V49L43 51V56H46V58L47 57H49V60H50V64L49 65H51L52 66V68H51V71H52V77H53V79L50 81V83H51V85H53V87L51 88V90H50V96H51V99H50V103L52 104V106L54 107V109H56V108H58L57 107V103H58V96H59V88L61 87V86H64L63 84H65V85H67V86H69L70 88H71V96H72V101L75 103V105H76V107H77V113L79 112V114H81L82 116H83V118H85V122H86V127H87V130L88 131H86L88 134L87 135H89V140H90V145L89 146H91L92 147V145H93V147H98V144H100V148H101V146L103 145L104 146V143H105V147H102L103 148V151H101V158L102 159H104L105 160V162H106V165H107V168H106V166H102V162H101V159H100V155H98V157H95L94 159H95V162L94 163H96V164H92V162L90 163V165H93L92 167H94V168H92L93 170H95V171H97V172H99V173H101V178L103 179V178H105V177H108L107 175H108V171H109V173H111V178L113 177V179H114V181L115 180H119V181H121V180H125V179H127V177H126V173H123L124 172V168H121V165H122V163L123 162H121V160H123V158H124V156H122L123 154H120L121 156H122V159H121V157L119 156V152L117 153V150L116 149H119L120 148V146H119V148H118V145L117 146H115V147H117L116 149L114 148V145H116V144H114V145H112L113 143H111V144H109V143H107V139H108V137H109V135H108V137H107V133H108V130H110V129H108V130H105L104 129V126H103V124H106L105 123V119L106 120H108V117L109 116H106V115H112L113 116V118H114V120H115V124H116V126L118 125V126H120L121 127V121H122V119L124 120V113L123 112H120V111H118V108H116L117 109V111H116V109L112 106V105H109L108 103H106V97L108 98H110V99H113V101L114 102H116L119 106V109H121V106L123 105V103L125 102H127V104H125V105H127L126 107H124V105H123V107L124 108H127V109H125V111L127 112L126 114V130H127V132L129 131L130 133H128V134H130V138H132V140H133V138H134V140L132 141L130 138H129V136H127V138H125V139H130V140H125L126 142V146H123V144L121 143V145L123 146V149L125 150V151H127V154H126V152H124L125 153V156L127 157V155L129 154V158L131 157L132 158V156H131V153H133V151L136 153V155H137V158H135V156L136 155H134V159L136 160V162L134 161V163H136V166L138 167V166H141L142 167V169H143V172H144V176H143V180H145V179H147V177L150 175L149 174V172H150V168H149V163L147 164V162H149V160L151 161V164L153 163V161L156 163V161L155 160H153V157H154V155L155 154H152L153 156H152V160H151V157H150V152H152V150H156L158 147H159V143L160 144H165V143H163L164 141H165V137H166V135H164V138L162 139V137H163V133L161 134V130L159 129V127H156L155 129H152V128H154L157 124H155V125H153L155 122H150V120H151V117H153V115L155 114V113H157V111H158V108H159V104H160V102L161 101H163L164 99H162L161 101H159V99L157 98V102H153V100L151 101V103L149 104V103H145V104H140L139 102H140V100L138 99L137 100V98H135V95H138L137 94V92L139 91V86L138 85H136L134 88H133V83H135V81H136V76H134V73L131 71V70H128V64H127V66H126V62H127V56H129L130 55V52H131V50H133V48H134V45L137 43V42H140V38L138 39L136 36H135V34H134V32H136V31H139V30H136V31H133V27H134V25H132L133 23H132V20L130 21V19H129V17L128 16H130L129 14L130 13H126L125 12V10H124V7H121V4L118 2V0H72L73 2H72V4H71V1H70V7H71V9L70 10H68V11H71V13L69 14V13H66L67 12V10H66V7H67V5H66V7L64 8L65 10H66V12H64L63 11V13H61V11H60V9L61 8H59V7H63V5H61V3L63 4V3H66L64 0H50ZM219 1V0H218ZM0 2H2L1 0H0ZM28 2V1H27ZM195 2V1H194ZM29 3V2H28ZM193 3V2H192ZM202 3H204V2H202ZM3 4V3H2ZM23 4V3H22ZM27 4V3H26ZM30 4V3H29ZM33 4V3H32ZM49 4V5H50ZM67 4V3H66ZM205 4V3H204ZM204 4H202V5H204ZM15 5V4H14ZM196 5H197V3H196ZM7 6V5H6ZM43 6V5H42ZM205 7H206V5H204ZM204 6H199V3H198V9H197V15H198V18L197 19H195V21L192 23V25H190V26H188L187 28H185L186 26H184V30L186 29V32L188 33V34H191L192 32H195V31H197L198 30V28H200L199 26L200 25H208L207 24V19L209 18L208 17V14L207 13H209V11H206L205 10V8L203 9V8H201V7H204ZM199 7L201 8V9H199ZM22 8V7H21ZM27 8V7H26ZM25 8V9H26ZM29 8V16L28 17H30V22H31V24H33L34 25V27H33V29L32 30H26L25 31V34L22 36V38H20V40H17L18 38H16L15 39V41H17V44H15V43H12L11 45H10V47H9V56L8 57H2V58H0V61H2V63L0 64V70L2 69V67L4 68V70H6L7 71V74H9V75H12V74H16L17 73V71L19 72V73H21V70L22 69H24V67H25V69H28V70H26V72H25V74H24V76H25V80L23 81V82H19V83H17V85L16 86H19L20 88H16L15 89V87H13V81L11 80L10 81V79H9V94L10 95H8V92H7V88H6V83L8 84V82H6L5 83V85L3 84V86L1 85V83H0V125L1 126H3V132H4V136L6 137V139L5 140H7V141H5V142H8V146H7V153H8V155H9V158H7V157H0V182L2 183V186H3V189L6 191V190H8V192L10 191V193L14 196L13 198H14V203L16 204L17 203V201H19L17 198V195L15 194L16 192L14 191V189H13V182H12V176H10V174L11 173H13V171H14V174L16 173V171L17 170H19L20 168H24V166H26L25 165V163L23 162L22 163V161L23 160H20V158H18V156L16 155L17 154V148H18V146H19V144H18V142L21 140H19L18 142H17V134L18 135H20V133H18V130H17V133H16V116L18 115V113L20 114L21 113V110H22V108L18 105V104H16V103H14V101L15 100H17V98L18 99H21L22 101H24L26 104H24V113H25V117H26V119L28 120V122L31 124H29L30 126H31V128H32V132L34 131V130H36V132H41V133H39V134H41V135H44V136H42L43 137V139H42V141H41V145H40V148H38L37 150H36V154H35V156L37 157V162L36 163H38L39 165H42V164H44V162H46V159L48 158V157H51V155H47L48 153H47V143L49 144V142H47L46 143V140H48V141H52V140H57V137H58V139H60L59 137V135H58V133L57 132H55L54 130H55V128L52 130V131H54L55 132V134H57V136H55V134L53 133V132H51V122L49 121L48 123H45V124H43L42 123V125L40 126L39 124H41V123H39L37 120H36V113L34 112V109L33 108H35V107H33L34 106V104H35V101H36V98L38 99L39 97H36V95H35V90H34V87H35V81L33 80L34 78H33V75H34V69H36V67L38 66V67H42V65H43V61H46V60H44L43 59V61H42V59L40 58V57H38L37 56V50L39 49V48H36V45H37V43L35 42V38L37 37V34L38 33H40V32H42V31H40L39 32V29L40 28H42L43 26H42V24L44 23V21L42 20L43 18H44V11H45V9H44V7H40V10L38 11V9L37 10H35L33 7H28ZM63 9V8H62ZM207 9V8H206ZM28 10V9H27ZM26 11V10H25ZM86 11H88V13H85ZM128 12V11H127ZM230 12V11H229ZM26 13V12H25ZM213 13V12H212ZM215 13V12H214ZM216 13H218V12H216ZM216 13H215V15H216ZM179 14V13H178ZM27 15V14H26ZM20 16V15H19ZM209 16H211L210 14H209ZM213 16H214V14H213ZM213 16H211V17H213ZM224 16V15H223ZM195 17V16H194ZM1 18H3V16L1 17ZM26 18H27V16H26ZM181 19V18H180ZM189 19V18H188ZM211 19V18H210ZM193 20V19H192ZM211 20H213L214 21V19H211ZM15 21V20H14ZM23 21V20H22ZM180 21H182V20H180ZM212 21V22H213ZM0 22H2L1 24H3L4 22H5V19L3 18V20L2 19H0ZM24 22V21H23ZM26 22V21H25ZM176 22H177V20H176ZM211 22V23H212ZM55 23V22H54ZM210 23V24H211ZM25 24V23H24ZM61 24V23H60ZM59 24V25H60ZM191 24V23H190ZM41 25V26H40ZM187 25H189V24H187ZM212 25V24H211ZM219 25V24H218ZM24 26V25H23ZM28 26V25H27ZM61 26V25H60ZM171 26V25H170ZM210 26V25H209ZM208 26V27H209ZM59 27V26H58ZM139 27H141L140 26V24H139ZM211 28V27H210ZM219 28V27H218ZM202 29V28H201ZM204 29V28H203ZM214 29V28H213ZM213 29L211 30V31H213ZM216 29V28H215ZM41 30V29H40ZM43 30V29H42ZM62 30V29H61ZM182 31H183V29H181ZM19 31V30H18ZM215 31V30H214ZM43 32H44V30H43ZM59 32H60V30H59ZM153 32V31H152ZM151 32V33H152ZM209 33H210V31H209V29H207L206 28V30H204V33H203V35L201 34V37H199V38H204L205 36H207V35H209ZM138 34V33H137ZM188 34H187V36H188ZM210 34H212V32L210 33ZM217 34H218V32H217ZM216 34V35H217ZM220 34V33H219ZM60 35V34H59ZM180 35V34H179ZM178 35V36H179ZM182 35V34H181ZM199 35V34H198ZM213 36H215L214 34H212ZM212 35H210V36H212ZM58 36V35H57ZM88 36H90V37H88ZM155 36V35H154ZM153 36V37H154ZM19 37V36H18ZM41 37H43V36H41ZM61 37V36H60ZM181 37V36H180ZM40 38V37H39ZM43 38H45V37H43ZM57 38V37H56ZM133 38H137L136 39V41H134L133 43H132V41H133ZM178 38V37H177ZM215 39H217V38H219V37H214ZM213 37H212V40H215ZM61 39V38H60ZM220 39V38H219ZM45 40H47V39H45ZM92 40V41H91ZM198 40V39H197ZM205 40V39H204ZM207 40V39H206ZM217 41H219V40H217ZM237 41V40H236ZM235 41V42H236ZM40 42V41H39ZM56 42H57V40H56ZM65 42V41H64ZM156 42V41H155ZM161 42V41H160ZM211 42L212 41H209V44L210 45H212L211 44ZM234 42V41H233ZM1 43L2 42H0V47H1ZM79 43V44H78ZM81 43V44H80ZM208 43V42H207ZM206 43V44H207ZM221 43V42H220ZM36 44V45H35ZM41 44V43H40ZM88 44V43H87ZM86 44V45H87ZM96 44V45H95ZM176 44V43H175ZM209 44L208 45H206V46H209ZM6 45V44H5ZM8 45V44H7ZM67 45V44H66ZM72 45V44H71ZM85 45V46H86ZM159 45V44H158ZM170 45V44H169ZM204 45H205V43H204ZM204 45H202L203 47H204ZM42 46V45H41ZM84 46V45H83ZM96 46V47H95ZM171 46V45H170ZM174 46V45H173ZM176 46V45H175ZM46 47H47V45H46ZM53 47V46H52ZM136 47V46H135ZM137 47H138V44H137ZM180 47V46H179ZM211 47V46H210ZM183 48V47H182ZM212 48V47H211ZM74 49V48H73ZM78 49H80V48H78ZM78 49H76V50H78ZM159 51L157 52V53H159V56L160 57H164L165 59H166V64H167V71H168V73H167V75H165V84L167 85V88H168V92H167V96H166V98H171V97H173L175 94L177 95V92L179 91V90H181L180 89V80L182 79V77H183V75L186 73V71H187V67H188V65H189V62H193L194 60H196V61H199L198 63L200 64V61L201 60H203V56L205 57V55H204V52H207V51H210L211 49L209 48V47H207V48H205V49H203L201 46L199 47V44H198V42H192V43H190V44H188L187 46H186V48H184V51L181 53V54H179L180 56H178L177 57V53H179V49H177V50H175V51H170L169 49H167V48H159L158 49ZM42 51V50H41ZM66 51H67V49H66ZM39 52H40V49H39ZM39 52H38V54H39ZM77 52V51H76ZM90 52V53H89ZM96 52V55H93L92 56V54L93 53H95ZM211 53H213L212 51H210ZM71 53V52H70ZM210 53V54H211ZM209 54V53H208ZM207 54V55H208ZM209 54V55H210ZM39 55H41V54H39ZM91 56H92V58H93V62H91ZM95 56V57H94ZM221 56V55H220ZM159 57V58H160ZM45 58V57H44ZM45 58V59H46ZM72 58V57H71ZM179 58V59H178ZM220 58H222V57H220ZM238 58V57H237ZM73 59V58H72ZM88 59V60H87ZM207 59V58H206ZM68 60H69V58H68ZM178 60H179V62H178ZM129 61V60H128ZM152 61V60H151ZM222 61V60H221ZM6 62V63H5ZM208 62V61H207ZM45 63V62H44ZM49 63V62H48ZM83 63V64H82ZM197 63V64H198ZM192 64V63H191ZM217 64H219V63H217ZM224 64V63H223ZM4 65V66H3ZM80 65L82 66V65H87V68L89 69L90 68V66H91V68H90V71L91 72H93L94 74H92V75H95L96 74V79H97V81H98V77H99V80H100V82H99V84L97 83V84H90V79H92V78H89L88 76H86V77H88L89 79H87L86 77H85V75L83 76L82 74H81V72H80V70H79V68H80ZM205 65H207V64H205ZM227 65V64H226ZM44 66V65H43ZM203 66V65H202ZM133 67V66H132ZM226 67V66H225ZM229 67V66H228ZM239 67V66H238ZM247 67H249V66H247ZM43 68V67H42ZM45 68V67H44ZM165 68V67H164ZM190 68H191V71H190V77H191V79H193V81H194V79L195 78H197L198 77V75L201 73V66L200 65H198L197 66V68H195V67H191L190 66ZM81 69V68H80ZM47 70V69H46ZM49 70V69H48ZM134 70V69H133ZM242 70V69H241ZM244 70V69H243ZM24 71V70H23ZM42 71V70H41ZM40 71V72H41ZM158 71H160V70H158ZM239 69L237 68V66H230V68H226V69H224L223 70V73L222 74H224V75H226V73L228 72L229 74H231L232 75V77L234 78L236 75H238V73H239ZM245 71V70H244ZM38 72H39V70H38ZM39 72V73H40ZM47 72V71H46ZM90 72V73H91ZM44 73V72H43ZM42 73V74H43ZM161 73V72H160ZM248 73V72H247ZM217 74V73H216ZM36 75V74H35ZM202 75V74H201ZM219 75V74H218ZM41 76V75H40ZM167 76V77H166ZM200 76V75H199ZM208 76V75H207ZM219 76H221V75H219ZM223 76V75H222ZM19 77V76H18ZM43 77H47V76H44V74H43ZM94 77V76H93ZM162 77V76H161ZM215 77V76H214ZM9 78V77H8ZM37 78H39L38 76H37ZM163 78V77H162ZM161 78V79H162ZM226 78V77H225ZM230 78V77H229ZM232 78V79H233ZM36 79V78H35ZM45 79V78H44ZM47 79V78H46ZM198 79V78H197ZM226 79H228V78H226ZM236 79V78H235ZM15 80V79H14ZM19 80H20V78H19ZM40 80H41V78L39 79V82H40ZM88 80H90V81H88ZM210 80V79H209ZM6 81H7V79H6ZM44 81V80H43ZM201 81V80H200ZM212 81H213V79H212ZM228 81V80H227ZM230 81V80H229ZM17 82V81H16ZM93 82V81H92ZM91 82V83H92ZM195 82V81H194ZM207 82H208V80H207ZM225 82V81H224ZM36 83L38 84V81H36ZM47 83V82H46ZM50 83H49V85H50ZM200 83V82H199ZM223 83V82H222ZM227 83V82H226ZM231 83V82H230ZM42 84V83H41ZM56 84H58V86H56ZM189 84V83H188ZM194 84V83H193ZM232 84V83H231ZM15 85V84H14ZM38 85H40V83L38 84ZM195 85V84H194ZM207 85V84H206ZM234 85V84H233ZM8 86V85H7ZM45 86H46V84H45ZM44 86V87H45ZM143 86H145L144 85V83H143ZM227 86H228V84H227ZM37 87V86H36ZM188 87V86H187ZM226 87V86H225ZM225 87H224V90H225ZM228 87H230V85L228 86ZM235 87V86H234ZM96 88H98V90L96 89ZM106 89H108V93L107 94H105V91H106ZM141 89V88H140ZM143 89H144V87H143ZM142 89V90H143ZM207 89V88H206ZM45 90V89H44ZM101 90H102V92H101ZM141 90V91H142ZM146 90V89H145ZM144 90V91H145ZM220 90V89H219ZM223 90V91H224ZM232 90V89H231ZM21 91V92H20ZM49 91V90H48ZM185 91V90H184ZM190 91V90H189ZM193 91V90H192ZM221 91V90H220ZM230 91V90H229ZM20 92V93H19ZM40 92V91H39ZM94 93L95 94V96L96 97H98L99 98V109L101 108V107H104L105 108V111H106V114L105 115H102L99 111H98V109L95 107L96 106V104L94 103V102H91L90 101V95L89 94H91V93ZM38 93V92H37ZM43 93V92H42ZM44 93H45V91H44ZM49 93V92H48ZM92 93V94H93ZM102 93V94H101ZM165 93V92H164ZM181 93V92H180ZM183 93V92H182ZM224 93V92H223ZM100 94H101V97H100ZM105 94V95H104ZM140 94V93H139ZM160 94V93H159ZM166 94V93H165ZM184 94V93H183ZM189 94V93H188ZM196 94V93H195ZM195 94H194V96H195ZM225 94V93H224ZM264 94V93H263ZM19 95H21L20 97H19ZM62 95H64V93L62 94ZM193 95V94H192ZM191 95V96H192ZM41 96V95H40ZM151 96V95H150ZM160 96V95H159ZM162 96H163V93H162ZM189 97H190V95H188ZM66 97H67V94H66ZM69 97V96H68ZM91 97H93V96H91ZM129 97H133L131 100H129V101H124V99L125 98H127V100H128V98ZM147 97V96H146ZM154 97V96H153ZM164 97V96H163ZM223 97V96H222ZM65 98V97H64ZM71 98V97H70ZM94 98V97H93ZM159 98H161V97H159ZM195 98V97H194ZM149 99H151V98H148V100ZM153 99V98H152ZM187 99V98H186ZM189 99V98H188ZM191 99V98H190ZM70 100V99H69ZM94 100L95 101H98L97 99H95L94 98ZM126 100V99H125ZM166 100V99H165ZM43 101H45V100H43ZM61 101V100H60ZM108 101V100H107ZM172 101V100H171ZM178 101V100H177ZM191 101V100H190ZM62 102V101H61ZM67 102V101H66ZM109 102V101H108ZM146 102V101H145ZM153 102V103H152ZM43 103H45V102H43ZM60 103V102H59ZM92 103H93V105H92ZM168 103H169V101H168ZM173 103V102H172ZM40 104H42V103H40ZM39 104V105H40ZM48 104V103H47ZM51 104H50V106H51ZM66 103H64L62 106H64ZM70 104H71V102H70ZM70 104H68L67 103V105H70ZM73 104V103H72ZM94 104H95V106H94ZM107 104V105H106ZM171 104V103H170ZM169 104V105H170ZM191 104V103H190ZM189 104V105H190ZM210 104V103H209ZM23 105V104H22ZM21 105V106H22ZM33 105V106H32ZM37 105V104H36ZM200 105H202V104H200ZM32 106V107H31ZM66 106V105H65ZM72 107H73V105H71ZM181 106V105H180ZM40 107V106H39ZM44 107H45V104H44ZM98 107V106H97ZM122 107V108H123ZM169 107V106H168ZM203 107V106H202ZM217 107V106H216ZM20 108H21V110H20ZM37 108V107H36ZM62 108V107H61ZM64 108H66V107H64ZM63 108V109H64ZM170 108V107H169ZM181 108V107H180ZM179 108V109H180ZM186 108V107H185ZM193 108L195 109V107L193 106ZM198 108H201V106L200 107H198ZM39 109V108H38ZM38 109H36V110H38ZM46 109H47V107H46ZM53 109V110H54ZM70 109V108H69ZM68 109V110H69ZM73 109V108H72ZM202 109V108H201ZM200 109V110H201ZM74 110H75V108H74ZM104 110V109H103ZM164 110V109H163ZM166 110H167V108H166ZM165 110V111H166ZM176 110V109H175ZM214 110V109H213ZM6 111H8V114H7V112ZM55 112H57L58 111V109H56V110H54ZM71 110H69V112H67V113H65V111H64V114H65V117L64 118H69L70 119V121L72 120V121H74L76 118H74L75 116H76V114L74 113H72V111L70 112ZM178 111V110H177ZM184 111H185V109H184ZM197 111H199V109L197 110ZM204 111V110H203ZM209 111V110H208ZM211 111V110H210ZM215 111V110H214ZM50 112V111H49ZM52 112V111H51ZM183 113V111L181 110L180 111V113ZM212 112V111H211ZM23 112H22V114H24ZM104 113V112H103ZM176 113V112H175ZM178 114H179V111L177 112ZM213 113V112H212ZM235 113V112H234ZM236 113H237V111H236ZM38 114V113H37ZM48 114V113H47ZM46 114V115H47ZM53 114V113H52ZM57 114V113H56ZM63 114V115H64ZM162 114V113H161ZM204 114H205V112H204ZM208 114H210V113H208ZM39 115V117H41L40 116V114H38ZM43 115V114H42ZM58 115V114H57ZM62 115V116H63ZM175 115V114H174ZM181 115V114H180ZM229 115V114H228ZM241 115V114H240ZM21 116V115H20ZM224 116V115H223ZM58 117H59V115H58ZM155 117H156V115H155ZM202 117V116H201ZM213 117V116H212ZM217 117H219V116H217ZM227 117V116H226ZM44 118L46 119V117L44 116ZM48 118V117H47ZM78 118V117H77ZM178 118V117H177ZM180 118V117H179ZM252 118V117H251ZM42 119V118H41ZM52 119V118H51ZM61 119V118H60ZM165 119V118H164ZM214 119V118H213ZM228 119V118H227ZM26 120V121H27ZM38 120H39V118H38ZM46 120H49V118L48 119H46ZM83 120V119H82ZM169 120V119H168ZM167 120V121H168ZM172 120V119H171ZM201 120V119H200ZM204 120V119H203ZM220 120V119H219ZM67 121H69V120H67ZM111 121H113V120H111ZM177 121H178V119H177ZM222 121H225L224 119L222 120ZM27 122V123H28ZM53 122V121H52ZM65 122V121H64ZM107 122V121H106ZM160 122V121H159ZM173 122V121H172ZM172 122H171V124H172ZM181 122V121H180ZM206 122V121H205ZM218 122V121H217ZM216 122V123H217ZM39 123V124H38ZM60 123V122H59ZM58 123V124H59ZM80 123V122H79ZM78 123V124H79ZM109 123V122H108ZM123 123V122H122ZM169 124H170V122H168ZM167 123V124H168ZM222 123V122H221ZM56 124H57V121H56ZM85 124V123H84ZM110 124V123H109ZM114 124V123H113ZM112 124V125H113ZM176 124V123H175ZM70 125V124H69ZM75 125V124H74ZM125 125V124H124ZM166 124H164V126H165ZM173 125H174V122H173ZM197 125H199V124H197ZM196 125V126H197ZM216 125V124H215ZM218 125V124H217ZM227 125V124H226ZM226 125H225V127H226ZM0 126V127H1ZM40 126V127H39ZM66 126V125H65ZM64 126V127H65ZM77 126V125H76ZM108 126V125H107ZM106 126V127H107ZM110 126V128H111V125H109ZM152 126H154V127H152ZM160 126V125H159ZM191 126H193L192 124H191ZM59 127V126H58ZM58 127H56V128H58ZM63 127V128H64ZM72 127L73 126H71V128L69 129L71 132L73 131L74 132V129L72 130ZM75 127V126H74ZM73 127V128H74ZM105 127V128H106ZM174 127V126H173ZM214 127V125L212 126V128ZM218 127V126H217ZM21 128V127H20ZM41 128H42V130H43V134H42V131H37V130H41ZM53 128V127H52ZM69 128V127H68ZM77 128V127H76ZM119 128V127H118ZM170 128V127H169ZM183 128V126H181V129ZM187 128V127H186ZM227 128V127H226ZM60 129V128H59ZM67 129V128H66ZM66 129H64L65 131H66V133H68L69 131L68 130H66ZM81 129V128H80ZM117 129V128H116ZM119 129H121V128H119ZM122 129H125V128H122ZM180 129V128H179ZM178 129V130H179ZM184 129H185V127H184ZM189 129L190 128H188V131H189ZM217 129V128H216ZM229 129V128H228ZM82 130V129H81ZM126 130H124V131H121V132H124L125 133V131ZM163 130H164V128H163ZM168 130V129H167ZM219 130V129H218ZM0 131H2V130H0ZM57 131H58V129H57ZM75 131H76V129H75ZM77 131L79 132V130H78V128H77ZM106 131V132H105ZM114 130H112V132H113ZM166 131V130H165ZM188 131H187V133L186 134H188ZM207 131H209V130H207ZM228 131V130H227ZM226 131V132H227ZM2 132V133H3ZM111 132V133H112ZM119 132V131H118ZM137 134H136V133ZM163 132V131H162ZM169 132V131H168ZM182 132V131H181ZM189 132H191V130L189 131ZM218 132V131H217ZM216 132V133H217ZM229 132V131H228ZM1 133V134H2ZM34 133V132H33ZM61 134H62V132H60ZM114 133L115 134H117L115 131H114ZM120 133V132H119ZM165 133V132H164ZM166 133H167V131H166ZM176 133H179V132H176ZM0 134V135H1ZM71 133H69L68 135H70ZM73 134V133H72ZM81 134H83V131H80V134L79 133H77L76 134V136L77 135H79V136H81ZM86 134V133H85ZM108 134H110V131H109V133ZM115 134H113V135H115ZM127 134V135H128ZM204 134V133H203ZM36 135V134H35ZM53 135V136H52ZM67 135V137H69V138H71L72 140H70L69 138V140L71 141V143H70V141H69V144L70 145H72L73 143H75L74 142V139H73V137H71V135L70 136H68ZM111 135V134H110ZM122 135H123V133H122ZM121 135V136H122ZM125 135V137H126V133L124 134ZM173 135V134H172ZM180 135V134H179ZM178 135V136H179ZM239 135V134H238ZM249 135H251V134H249ZM253 135V134H252ZM34 136V135H33ZM74 136H75V134H74ZM79 136H77V137H79ZM120 136V137H121ZM176 136H177V134H176ZM176 136H173V137H176ZM263 136H264V134H263ZM1 137V136H0ZM19 137V136H18ZM37 137V136H36ZM51 137V138H50ZM62 137V136H61ZM65 137V138H64ZM63 138L64 139H66L67 141H68V139H67V137L66 136H64ZM97 137H98V139H97ZM112 137V135L110 136V138ZM168 137H170V135L168 136ZM168 137H167V139H168ZM182 137V136H181ZM220 137V136H219ZM250 137V136H249ZM261 137H262V135H261ZM20 138H22V137H20ZM34 138H35V136H34ZM41 138V137H40ZM54 138V139H53ZM109 138V139H110ZM119 138V137H118ZM123 138V137H122ZM151 138V139H150ZM241 138V137H240ZM257 138V137H256ZM256 138L254 139V140H256ZM46 139V140H45ZM62 139V138H61ZM61 139H60V142H61ZM75 139L77 140V139H79V138H76L75 137ZM112 139V138H111ZM124 139V138H123ZM123 139H122V141H120V142H123ZM151 141V145H149V140ZM177 139V138H176ZM175 139V140H176ZM245 139H247V138H245ZM262 139V138H261ZM1 140H3V138L1 139ZM83 140V139H82ZM97 140H98V142H97ZM114 140V139H113ZM170 140V139H169ZM214 140V139H213ZM262 140H264V139H262ZM4 141H3V143H4ZM54 141H52L53 143H52V145L50 146V145H48L49 147H50V149L52 150V146H54V144H55V142ZM59 140H57V142H58ZM63 141V140H62ZM79 142L81 141V139L80 140H78ZM172 141H174V140H171V144L173 143L174 144V142H172ZM177 141V140H176ZM216 141V140H215ZM227 141V140H226ZM258 141V140H257ZM257 141H254V143H256ZM261 141V140H260ZM82 142V143H81ZM80 142V144L82 145V144H84V141H81ZM100 142V143H99ZM111 142H112V140H111ZM166 143H168L167 142V140L165 141ZM170 142V141H169ZM179 142V141H178ZM236 142V141H235ZM263 143H264V141H262ZM2 143V142H1ZM0 143V144H1ZM67 143V142H66ZM77 144H79L78 142H76ZM75 143V144H76ZM103 143V144H102ZM232 143V142H231ZM239 143V142H238ZM253 143V142H252ZM251 143V144H252ZM261 144L262 146L260 147V146H257L256 148L257 149H255V151H257L258 152V154L261 156L262 154V156L264 157V144ZM22 144V143H21ZM51 144V143H50ZM58 144H59V142H58ZM61 145H62V143H60ZM59 144V145H60ZM69 144H67L68 145V147L72 150V152L70 153L69 151V153L68 154H72L73 153V151L75 150L76 151V149L74 148V147H72V146H69ZM79 144V145H80ZM212 144V143H211ZM216 144V143H215ZM214 144V145H215ZM259 144V141H258V143H256V144H254V145H258ZM55 145H57V143L55 144ZM78 145V146H79ZM81 145H80V148H85L84 146L85 145H83L82 147H81ZM125 145V144H124ZM224 145V144H223ZM4 146H5V144H4ZM77 146V145H76ZM121 146V147H122ZM225 146V145H224ZM0 147H2V146H0ZM55 147V146H54ZM60 147H62V148H65L64 147V145H62V146H60ZM59 147V148H60ZM125 147V148H124ZM170 147V146H169ZM237 147V146H236ZM2 148H4V147H2ZM25 148V147H24ZM23 148V149H24ZM56 148H58V147H56ZM62 148L60 149V150H62ZM67 148V147H66ZM68 148V149H69ZM79 148V147H78ZM102 148H101V150H102ZM249 148V147H248ZM247 148V149H248ZM255 148V147H254ZM67 149V150H68ZM74 149V150H73ZM168 149V148H167ZM250 149V148H249ZM248 149V150H249ZM252 149V148H251ZM48 150H49V148H48ZM54 150H55V148H54ZM54 150H53V153L52 152H50V154L52 153V154H54L53 155V159L51 160V161H49L50 163L53 161V162H56V158L58 157V154H59V152H57L56 153V151L54 152ZM66 150V151H67ZM82 150V149H81ZM99 151H100V149H98ZM227 150V149H226ZM63 151L65 152V153H67L64 149H63ZM75 151H74V153H75ZM83 151H84V149H83ZM85 151H87L86 149H85ZM119 151H120V149H119ZM157 151H158V149H157ZM157 151H155V152H157ZM168 151V150H167ZM175 151V150H174ZM250 151H252V150H250ZM249 151V153H251ZM0 152H3V151H0ZM10 152V153H9ZM27 152V151H26ZM49 152V151H48ZM62 152V151H61ZM60 152V153H61ZM160 152V151H159ZM162 152V151H161ZM257 152H255V153H257ZM3 153H5V152H3ZM3 153H1V154H3ZM63 153V152H62ZM61 153V154H62ZM65 153H63V155H64V159H63V155H60L61 157V159H62V161H60V162H64L63 160H65ZM73 153V154H74ZM79 155L81 154L80 153V151L78 150V152H77ZM77 153H75L76 155H77ZM87 154H91V152H90V150L88 151V152H86ZM121 153H123V152H121ZM135 153H133V154H135ZM179 153H180V151H179ZM240 153V152H239ZM249 153H248V156H247V158L249 157ZM0 154V155H1ZM84 154V153H83ZM92 154H94V153H92ZM132 154V155H133ZM241 155L242 154H244V152L243 153H240ZM246 154V153H245ZM245 154H244V156L243 157H245ZM8 155H6V156H8ZM79 155H78V158H81V157H79ZM82 155V154H81ZM80 155V156H81ZM162 155H163V152H162ZM176 155V154H175ZM178 155V154H177ZM183 155V154H182ZM181 155V156H182ZM247 155V154H246ZM255 155V154H254ZM257 155V154H256ZM2 156V155H1ZM3 156H5V154L3 155ZM21 156V155H20ZM71 156L72 155H67V157H68V160L67 161H69V163L68 164H71V163H73L75 160L76 161H78V159H76V157H74L75 159H73L74 161H72V160H69V159H71ZM91 155H89V157H90ZM97 156V155H96ZM156 156V155H155ZM160 156V155H159ZM159 156H157V157H159ZM173 156V155H172ZM185 156V155H184ZM237 156V155H236ZM70 157V158H69ZM83 157H84V155H83ZM85 157H86V159H87V161H88V156H86V154H85ZM93 157V156H92ZM91 157V158H92ZM161 157V156H160ZM165 157V156H164ZM175 157V156H174ZM42 158L44 159V160H42ZM73 158V157H72ZM91 158H89V159H91ZM132 158V159H133ZM150 158V159H149ZM163 158V157H162ZM162 158H161V160H162ZM7 159H8V163H7ZM22 159V158H21ZM49 159V158H48ZM47 159V160H48ZM60 159V160H61ZM67 159V158H66ZM82 159H84V161H85V158H82ZM128 159V158H127ZM155 159V158H154ZM157 159V158H156ZM165 159V158H164ZM167 159V158H166ZM253 159H255V158H253ZM252 159V160H253ZM257 159V158H256ZM258 159H259V157H258ZM262 159V158H261ZM55 160V161H54ZM103 160V161H104ZM126 160V159H125ZM125 160H124V162H125ZM129 160V159H128ZM172 160V159H171ZM195 160V159H194ZM249 160V159H248ZM263 160V159H262ZM66 161V160H65ZM71 161V162H70ZM75 161V162H76ZM81 161V163H79L78 165H79V167H80V165L82 164L83 165V167H85V165L82 163L83 161L82 160H80ZM91 161H94V160H91ZM130 161V160H129ZM168 161V160H167ZM255 161V160H254ZM253 161V162H254ZM257 161H259V160H257ZM256 161V162H257ZM60 162L58 163V164H60ZM74 162V164L76 165V163H78V162H76L75 163ZM89 162H90V160H89ZM162 162V161H161ZM166 162V161H165ZM164 162V163H165ZM175 162V161H174ZM176 162H178V161H176ZM186 162V161H185ZM235 163H238V162H236V161H234ZM240 162V161H239ZM243 162V161H242ZM255 162V163H256ZM264 162V161H263ZM61 163V164H62ZM65 163V162H64ZM63 163V164H64ZM126 163H128V162H126ZM158 163V162H157ZM163 163V162H162ZM171 163H173V161L171 162ZM54 163H52V165H53ZM61 164H60V166H61ZM125 164V163H124ZM123 164V165H124ZM150 164V165H151ZM154 164V163H153ZM177 164V163H176ZM181 164V163H180ZM190 164V163H189ZM233 164V163H232ZM10 165H11V168H10ZM47 165H49V164H47ZM71 165H73V164H71ZM78 165H77V167H78ZM82 165H81V167H82ZM89 165V166H90ZM104 165V164H103ZM122 165V166H123ZM166 165V164H165ZM165 165H164V168H165ZM168 165H169V163H168ZM172 165V164H171ZM171 165H169V166H171ZM175 165V163H173V166ZM249 165V164H248ZM13 166V167H12ZM54 166V165H53ZM56 166V165H55ZM54 166V167H55ZM57 166H59V165H57ZM59 166V167H60ZM152 166V165H151ZM159 166H160V164H159ZM158 165H156L155 167H159ZM162 166H163V164H162ZM172 166V167H173ZM231 166V165H230ZM29 167V166H28ZM58 167V168H59ZM88 167V166H87ZM87 167H86V169H87ZM134 167V166H133ZM153 167H154V165H153ZM153 168L155 171H158L156 168ZM172 167H169L170 169L172 168ZM48 168V167H47ZM73 168H75V166H73ZM91 168V167H90ZM132 168V167H131ZM163 168V169H164ZM174 168V167H173ZM173 168H172V170H173ZM190 168V167H189ZM263 168V167H262ZM21 169V170H22ZM57 169V168H56ZM92 169H91V171H92ZM108 169V170H107ZM136 169H138V168H136ZM147 169H148V171H147ZM152 169V170H153ZM160 169H162V167L160 166V168H159V170ZM170 169H168V171L170 170ZM260 169V168H259ZM60 170V168L59 169H57V172ZM76 170H79L78 168H76ZM76 170H72L73 172L74 171H76ZM152 170H151V172H152ZM171 170V171H172ZM249 170H250V167H249ZM20 171V170H19ZM30 171V170H29ZM91 171H90V173H91ZM152 172V173H156V172ZM164 171V170H163ZM168 171H165V173L166 172H168ZM251 171L253 172V168L251 169ZM257 172H259L258 171V168H257V170H256ZM264 171V170H263ZM18 172V171H17ZM49 172H50V174H49ZM62 172V171H61ZM60 171L56 174V172H55V174H53V171L51 172L50 170L48 171L47 169H45L44 167H43V165H42V167L40 168V170H39V175L43 178H46V181L44 182L45 184H44V198L45 199H47L48 198V202L50 203V205H52V209H53V207H54V213H58L59 212V207H58V204L59 203H57V201H55V197L51 194L52 192H51V189L49 188L50 187V185H49V183H48V181H47V178L48 177H50V178H55L56 176H57V178H60V177H62V173H61ZM78 172V171H77ZM82 172V171H81ZM84 172V171H83ZM160 172V171H159ZM159 172H158V174H159ZM19 173V172H18ZM76 173V172H75ZM80 173V172H79ZM95 174H96V172H94ZM93 173V174H94ZM169 173V172H168ZM254 173H256L255 171H254ZM85 174V173H84ZM92 174V175H93ZM135 174V173H134ZM134 174H133V178H135V176H134ZM157 174V175H158ZM164 174V173H163ZM260 174V173H259ZM54 175H56V176H54ZM66 175V174H65ZM78 175V174H74V175H72V176H74V177H76V176ZM86 175H88V173L86 172ZM90 176H91V174H89ZM154 175H156V174H154ZM166 175V174H165ZM51 176H54V177H51ZM80 176V175H79ZM83 176V175H82ZM97 176V175H96ZM136 176H137V174H136ZM152 176H153V174H152ZM158 176H160V175H158ZM63 177H64V175H63ZM62 177V178H63ZM81 177V176H80ZM93 177V176H92ZM160 177H163V175L162 176H160ZM165 177V176H164ZM163 177V178H164ZM246 177V176H245ZM57 178L55 179L56 180V182H57ZM78 177H76V179H77ZM83 179H84V176L82 177ZM95 178V177H94ZM97 178V177H96ZM137 178H138V176H137ZM263 178V177H262ZM49 179V178H48ZM73 179V178H72ZM79 179V178H78ZM89 179H91V181H92V178H88V179H84V180H86L87 181V183H89L88 181H89ZM106 179V178H105ZM113 179H112V181H113ZM156 179L157 178H155L154 180L156 181ZM159 179V178H158ZM158 179H157V181H158ZM165 179V178H164ZM163 179V180H164ZM235 179V178H234ZM17 180V179H16ZM74 181H76L75 180V178L73 179ZM94 180H96V179H94ZM94 180H93V182H94ZM136 181H137V179H135ZM153 180V179H152ZM152 180H150V181H152ZM221 180V179H220ZM263 180V179H262ZM10 181V182H9ZM40 181V180H39ZM42 181H44V180H42ZM82 181V180H81ZM85 181V182H86ZM90 181V182H91ZM111 181V180H110ZM126 181V180H125ZM135 181V182H136ZM141 181V180H140ZM161 181V180H160ZM232 181V180H231ZM235 181V180H234ZM234 181H232V183L234 182ZM12 182V183H11ZM100 182V181H99ZM117 182V181H116ZM127 182V181H126ZM162 182V181H161ZM227 182V181H226ZM258 182V181H257ZM53 183V182H52ZM79 184H80V182H78ZM105 183H107V182H105ZM109 183V182H108ZM114 183V182H113ZM138 183V182H137ZM234 183H236V182H234ZM254 183V182H253ZM74 184H77V182L76 183H74ZM92 184H94V183H92ZM95 184H96V181H95ZM110 184H112L111 182H110ZM230 184V183H229ZM255 184V183H254ZM257 185H256V187L259 185L258 183H256ZM41 185V184H40ZM39 185V186H40ZM81 185H82V183H81ZM108 185V184H107ZM107 185H105L106 187H107ZM142 185V184H141ZM232 185V184H231ZM80 185H78L77 187H79ZM89 187H90V185H88ZM97 186V185H96ZM100 186H101V182H100ZM103 186V185H102ZM227 186H228V184H227ZM230 186V185H229ZM255 186V185H254ZM262 186H264V185H262ZM22 187V186H21ZM41 187V186H40ZM85 186H83V188H84ZM115 187V191L113 192V191H111V192H113V193H116V197L118 198V200L119 201H121L122 200V197H121V195H124L123 194V191H122V194L121 193H119V192H121L120 190V187H118L119 188V190H118V188H117V186H114ZM226 187V186H225ZM246 187V186H245ZM42 188V187H41ZM40 188V189H41ZM80 188H82V186H80ZM99 188H101V187H99ZM127 188H130V187H128L127 186ZM142 188V187H141ZM228 188V187H227ZM260 188V187H259ZM258 187L256 188V190L257 189H259ZM58 189V188H57ZM85 189L86 188H84V192H86L87 193V191H85ZM87 189H88V187H87ZM96 189H98V187L96 188ZM104 189H106L105 187H104ZM124 189V188H123ZM160 189V188H159ZM250 189V188H249ZM24 190V189H23ZM78 190H79V192H80V189L78 188ZM89 190H92L91 189V187L89 188ZM95 190V189H94ZM99 190V189H98ZM129 190V189H128ZM128 190H127V192H128ZM142 190V189H141ZM141 190H140V192H141ZM93 191V190H92ZM96 191V190H95ZM102 191V190H101ZM125 191V190H124ZM130 191H131V193L133 192V190H131V188H130ZM129 191V192H130ZM138 191V190H137ZM252 191V190H251ZM40 192V191H39ZM38 192V193H39ZM67 191H64V193H63V199H65L68 203H66V205L68 206L69 205V203L71 204L70 205V207H72V205H73V207H74V203L72 204L71 202H72V200L73 199H71L72 198V196H73V194L71 195V197L69 198L68 197V195H70V194H68V195H66L67 193H66ZM76 192H78L77 191V189H76ZM78 192V193H79ZM82 192V191H81ZM90 192L91 191H88V194H90ZM94 192V191H93ZM105 192V191H104ZM159 192V191H158ZM255 192V191H254ZM23 193V192H22ZM74 193V192H73ZM86 193H83V194H86ZM110 193V192H109ZM118 193V194H117ZM142 193V192H141ZM76 194V193H75ZM80 194H82V193H80ZM82 194V195H83ZM95 194H97V192L96 193H94L93 195H95ZM106 194H108L107 193V191H106ZM106 194H105V196H106ZM111 195H113L112 193H110ZM121 194V195H120ZM146 194V193H145ZM255 194H257L256 192H255ZM260 194H262V193H260ZM15 195H16V197H15ZM92 194H91V196L94 198V196H93ZM102 195H103V193H102ZM135 195V194H134ZM139 195V194H138ZM152 195V194H151ZM264 195V194H263ZM262 195V196H263ZM39 196V195H38ZM76 196V195H75ZM75 196H73V198L75 197ZM90 196V195H89ZM88 196V198L90 199V197ZM158 196V195H157ZM257 196H259V195H257ZM76 197H81V196H79V194L76 196ZM75 197V198H76ZM82 197H84V195L82 196ZM114 197V196H113ZM136 197V196H135ZM87 198V199H88ZM93 198H91L92 200H94ZM95 198H96V196H95ZM106 198V197H105ZM111 198H112V196H111ZM132 198V197H131ZM139 198H141V194H140V197ZM153 198V197H152ZM161 198V197H160ZM255 198H257V197H255ZM71 200V202H70V200ZM76 199H78V198H76ZM81 199V198H80ZM83 199V198H82ZM89 200V202L91 201L92 202V200ZM156 199V198H155ZM254 199V198H253ZM252 199V200H253ZM259 199V198H258ZM23 200V199H22ZM85 200H86V198H85ZM117 200V201H118ZM154 200V199H153ZM250 200H251V197H250ZM249 200V202H251L252 204L254 203L253 201H256L255 199L253 200V201H250ZM261 200V199H260ZM259 200V201H260ZM94 201H96V200H94ZM105 201V200H104ZM118 201V202H119ZM134 201V200H133ZM258 201V200H257ZM12 202V201H11ZM64 202V201H63ZM78 202V201H77ZM107 202H108V200H107ZM110 202V201H109ZM112 202H114V201H112ZM117 202V203H118ZM141 202V201H140ZM156 202V201H155ZM93 203V202H92ZM95 203L96 202H94V206H96L98 203H96V205H95ZM133 203V202H132ZM258 203H260V202H258ZM264 203V202H263ZM8 204V203H7ZM78 204V203H77ZM89 204H91V203H89ZM140 204V203H139ZM138 204V205H139ZM231 204V203H230ZM17 205V204H16ZM32 205V204H31ZM30 204H29V206H31ZM63 205V204H62ZM84 204H78V207H80V206H83ZM102 205V204H101ZM113 205H114V203H113ZM118 205V204H117ZM260 204H258V206H259ZM263 205V204H262ZM261 205V206H262ZM34 206V205H33ZM111 206V205H110ZM115 206V205H114ZM119 206H120V210L121 211H123L124 213H125V205H123V203H119ZM134 206V205H133ZM152 206V205H151ZM88 207V206H87ZM86 207V208H87ZM103 207H105L104 205H103ZM112 207V206H111ZM116 207V206H115ZM128 207V206H127ZM140 207V206H139ZM223 207V206H222ZM221 207V209H223ZM237 207V206H236ZM252 207V206H251ZM262 207H264V206H262ZM2 208V207H1ZM61 208V207H60ZM68 208V207H67ZM81 209H79V210H81V212L83 211L82 210V208L83 207H80ZM89 208V207H88ZM87 208V209H88ZM112 208H114V207H112ZM129 208V207H128ZM131 208V207H130ZM231 208V207H230ZM234 208V207H233ZM16 209V211H17V208H15ZM19 209V208H18ZM31 209V208H30ZM62 209V208H61ZM95 209H97V208H95ZM101 209V208H100ZM119 209V208H118ZM132 209V208H131ZM142 209V208H141ZM224 209H226V208H224ZM223 209V214H224V210ZM251 209V208H250ZM256 209H258V208H256ZM256 209H255V211H256ZM68 211H69V208L67 209ZM73 210V208H71V211ZM84 212H85V214H86V209L84 208ZM90 210V208L88 209V211ZM94 209H93V207H92V211H93ZM103 210H104V208H103ZM144 210V209H143ZM143 210H142V212H143ZM232 210H234V209H232ZM9 211V210H8ZM70 211V212H71ZM74 211V210H73ZM91 211V210H90ZM91 211V212H92ZM98 211L100 212L101 210H96L95 212H94V214L95 215H98V214H96V212L98 213ZM113 211H115V210H113ZM227 211V210H226ZM248 211L250 212V210L248 209ZM20 212V211H19ZM22 212V211H21ZM38 212V211H37ZM65 212V211H64ZM84 212H82V214L84 213ZM92 212V213H93ZM222 212H219V214L220 213H222ZM230 212V211H229ZM247 212V211H246ZM249 212H247V213H249ZM53 213V214H54ZM89 213V212H88ZM92 213H90V214H92ZM144 213V212H143ZM218 213V212H217ZM253 213L256 215L257 213H255L254 211H253ZM260 213V212H259ZM263 213V212H262ZM262 213H260L259 215H261L262 216ZM84 214V215H85ZM90 214H89V216H87V218H86V220H85V218H84V220L86 221V223L87 222H89V221H87V219H88V217H91L90 216ZM102 214V213H101ZM100 213H99V215L100 216H102ZM197 214V213H196ZM229 214V213H228ZM253 214V217L255 216ZM15 215H18V211L16 212V214ZM22 215V214H21ZM76 215V214H75ZM74 215V216H75ZM94 215V216H95ZM145 215V214H144ZM19 216V215H18ZM42 216V218H43V215L41 214L40 215V217ZM56 216V215H55ZM82 217H83V215H81ZM86 216V215H85ZM93 216V215H92ZM99 216V217H100ZM132 216V215H131ZM151 216H152V214H151ZM247 216V215H246ZM246 216H244L243 215V217L244 218H246ZM251 217L250 218H252V214L250 215ZM263 216H264V214H263ZM20 217V216H19ZM22 217H24L23 215H22ZM22 217H20V218H22ZM34 217V216H33ZM45 217V216H44ZM48 217V216H47ZM62 217V216H61ZM76 217V216H75ZM140 217V216H139ZM242 217V216H241ZM241 217H240V220H242L243 221V223H245L244 221H245V219H243V217H242V219H241ZM16 218H18L17 216H16ZM94 218V217H93ZM189 218V217H188ZM218 218V217H217ZM250 218H246L248 221H249V219ZM257 219H259L258 217H256ZM256 218H254V220L256 219ZM37 219V218H36ZM38 219H39V217H38ZM44 219V218H43ZM75 219V218H74ZM90 220H92L93 221V219H91V218H89ZM95 219H96V221L94 220V222H96L97 223V218H96V216H95ZM101 219H102V217H101ZM105 219V218H104ZM117 219V218H116ZM140 219H142V218H140ZM148 219V218H147ZM232 219L233 218H228L227 219V221L229 220H231V223H232ZM262 218L260 217V219L259 220H261ZM16 220V219H15ZM14 220V222L9 226V229H11L10 231H11V233L10 234H14V233H16L17 231H19L20 232V230H18L19 228H20V225H21V223H19V222H17V220L15 221ZM52 220H54V219H52ZM62 220V219H61ZM76 220L77 219H75L74 221H72V226H73V230L75 231V235H79L80 233L82 234L83 232L82 231H84V230H89L90 229V227H93L92 225L90 226V224L92 223V221H91V223H89V226H88V223H87V226L89 227V229H88V227L86 228L85 226H83V224H78V222L79 221H77L76 222ZM139 220V219H138ZM151 220V219H150ZM202 220V219H201ZM234 220H236L235 218H234ZM233 220V221H234ZM238 220H239V218H238ZM252 220V219H251ZM250 220V221H251ZM258 220V221H259ZM263 221H259V222H264V219H262ZM40 221L42 222L43 220L42 219H40ZM39 221V222H40ZM83 220H81V222H82ZM102 221V220H101ZM105 221V220H104ZM116 221V220H115ZM155 221V220H154ZM160 220H158V222H159ZM225 221H226V219H225ZM224 221V222H225ZM228 221V222H229ZM256 221V220H255ZM84 222V221H83ZM93 222V223H94ZM98 222H100V219H99V221ZM106 222V221H105ZM118 222V221H117ZM148 223L147 224H149L150 223V226H151V222L152 221H147ZM200 222V221H199ZM227 222V224L228 225H230L229 223ZM241 222V221H240ZM247 222V221H246ZM259 222H257V224L259 225V226H261V224H263V223H261V224H259ZM35 223V222H34ZM50 223V222H49ZM65 223V222H64ZM95 223V224H96ZM107 223V225H109L108 224V222H106ZM112 223H114V222H112ZM153 223V222H152ZM255 223L256 222H254V225H255ZM37 224H38V221L36 222V226H37ZM57 224V223H56ZM95 224H93V225H95ZM100 224H103V222H101ZM155 224H157L156 223V221H155ZM160 224V223H159ZM224 224V223H223ZM233 224V223H232ZM235 224H236V221H235ZM234 224V225H235ZM238 224H240L239 223V221H238ZM247 224H249V222H247ZM252 224V223H251ZM257 224L255 225V227L257 226ZM23 225H24V223H23ZM35 225V224H34ZM38 225H40V224H38ZM80 225V226H79ZM86 225V224H85ZM113 225V224H112ZM122 225V224H121ZM154 225V224H153ZM219 225V224H218ZM220 225H222V222H221V224ZM226 225V224H225ZM241 225V224H240ZM244 225V224H243ZM40 226H42V224L40 225ZM39 226V227H40ZM51 226V225H50ZM54 226V225H53ZM101 226V225H100ZM99 226V227H100ZM111 226V225H110ZM109 226V227H110ZM117 226V225H116ZM119 226H120V224H119ZM144 226V225H143ZM155 226V225H154ZM250 226V225H249ZM263 226H264V224H263ZM46 227V226H45ZM81 227H85L84 229L83 228H81ZM96 227H98V226H96ZM98 227V229L99 230H101L100 228ZM102 227H103V225H102ZM105 227V226H104ZM216 227H219V226H216ZM215 227V229H216V231H217V228ZM227 227V229L228 228H230V226L228 227V226H226ZM225 227V228H226ZM232 227V226H231ZM245 227V228H244ZM243 228L245 229V230H247L246 229V227L247 226H244ZM254 227V226H253ZM253 227H252V229H253ZM21 228H23V227H21ZM106 228V227H105ZM105 228H104V230H105ZM148 228L150 229L151 227H149L148 226ZM152 228H154L153 226H152ZM151 228V229H152ZM221 228V227H220ZM224 228V229H225ZM240 228V227H239ZM248 228V230H252L251 228L249 229V227H247ZM41 229V231L43 230V232H44V229H42V227L40 228ZM93 229V228H92ZM91 229V230H92ZM148 229V230H149ZM157 229V228H156ZM212 229V228H211ZM233 229V228H232ZM236 229V228H235ZM242 229V228H241ZM255 230H257L256 228H254ZM253 229V230H254ZM259 229L261 230L260 232H262V229L264 230V228H260L259 227ZM37 230H38V228H37ZM50 230V229H49ZM56 230V229H55ZM54 230V231H55ZM58 230H60V229H58ZM66 230V229H65ZM86 230V231H87ZM90 230V231H91ZM118 230H120V229H118ZM209 230V229H208ZM212 230H214V229H212ZM211 230V231H212ZM234 230V229H233ZM233 230H232V232H233ZM237 231H238V228L236 229ZM248 231L247 233H251V234H253L254 233V231ZM90 231L88 232V233H90ZM93 231V230H92ZM91 231V232H92ZM94 231H96V233H97V230L96 229H94ZM92 232V233H94V234H92L91 233V236L93 235V237H94V235L96 234L95 232ZM106 231H107V229H106ZM121 231V230H120ZM119 231V232H120ZM142 231V230H141ZM22 232V231H21ZM38 232H39V230H38ZM85 232V231H84ZM101 232V231H100ZM98 233V234H101V233ZM114 231H112V233H113ZM150 232H153L152 230H150ZM221 232H222V229H221ZM224 232V231H223ZM228 231H226V234L228 235V233H227ZM231 231H230V229H229V233L231 234L232 233ZM236 232V231H235ZM234 232V233H235ZM258 232H259V230H258ZM40 234L42 233V232H39ZM52 233V232H51ZM50 233V234H51ZM57 233H59V232H57ZM85 233H87V232H85ZM85 233H83L84 234V236H82L81 234V236H82V241L84 242V241H87V244H88V240H85V239H83V237H86V235H85ZM87 233V234H88ZM103 233V232H102ZM105 233V232H104ZM108 232H106L105 234H107ZM153 233H155V232H153ZM209 233V232H208ZM211 233V232H210ZM209 233V234H210ZM219 233V232H218ZM244 233L246 234V231H244ZM264 233V231L262 232V234ZM39 234V235H40ZM42 234H44V233H42ZM66 234V233H65ZM97 234V235H98ZM117 234V233H116ZM132 234V233H131ZM209 234H207L208 236H209ZM220 234V233H219ZM225 234V233H224ZM224 234H222V235H224ZM236 234V233H235ZM258 234V233H257ZM260 234V233H259ZM258 234V235H259ZM18 235H19V233H18ZM52 235V234H51ZM58 236H57V239H56V244L54 245V244H52V245H54L53 247H52V251H51V253L49 252V250H50V248H49V250H48V246L46 247V249L48 250V252H49V254H51L50 256H48V255H45L46 254V252H47V250L45 249V243H43L42 241H40L38 244H39V247H38V249L39 250H42V247L44 246V248L43 249H45V253L43 254V253H41V254H43V257H47V261H46V257L43 259L44 261H42V262H39V260L38 259H42V257H38L37 258V260H38V262H39V264H48V262L50 261V264H59L60 263V261H62V259H64V257H66L64 260H65V262H63L62 264H93V263H95L94 262V260L98 263L99 261H97V259H93V257H97L98 258V256H96V254H95V256H91L92 254L90 253V252H88L86 249H87V245H85V247H83L84 245H83V242L82 241H80L79 243H78V248H80L79 250H80V255H78L79 254V252L76 254L77 255V261H75V260H72V259H74V256H75V258H76V255H74L73 256V258H71L72 256H70V253L72 252H70V251H68V246L66 245V242H64L62 239H61V237H60V235H61V233H60V235L59 234H57ZM79 235V236H80ZM110 235H111V233H110ZM119 235V234H118ZM128 235V234H127ZM200 235V234H199ZM206 235V237H208ZM211 235V234H210ZM221 235V234H220ZM226 235V236H227ZM253 235H256V234H253ZM261 235V234H260ZM41 236V235H40ZM45 236V235H44ZM44 236H41V237H44ZM77 236H76V238H77ZM78 236V237H79ZM80 236V237H81ZM88 236V235H87ZM96 236V235H95ZM109 236V235H108ZM112 236V235H111ZM119 236H121V235H119ZM214 236H216V235H214ZM231 236V235H230ZM229 236V237H230ZM233 236V235H232ZM245 236H248V235H245ZM244 236V237H245ZM251 235L249 234V236L248 237H246L245 239L247 240V238H248V240L247 241H249L250 240V243H251V247H253V243H254V241L256 242V240L255 239H258L259 238V240H260V236H258L257 238H255L254 240L252 239V242H251V239H249V238H252V237H250ZM16 237H18V236H16ZM15 237V238H16ZM24 237V236H23ZM22 237V238H23ZM40 237V238H41ZM46 237V236H45ZM89 237V236H88ZM97 237V236H96ZM98 237H100V236H98ZM97 237V238H98ZM136 237V236H135ZM147 237V236H146ZM241 237H243V235H241ZM264 237V236H263ZM19 238H21L20 237V235H19ZM19 238H16V239H18L19 240ZM47 238V237H46ZM101 238L102 237H100V238H98L99 240H101ZM105 239H107V238H109V240H108V242L110 241V237H107L106 238V236L104 237ZM104 238H102V239H104ZM113 239H114V242L116 241V239L114 238V235H113V237H112ZM118 238V237H117ZM120 238V237H119ZM118 238V239H119ZM123 238V237H122ZM199 238H200V236H199ZM215 238V237H214ZM228 238V237H227ZM233 238V237H232ZM239 238H240V236H239ZM238 238V239H239ZM262 238V237H261ZM8 239H10V238H8ZM47 239H49V236H48V238ZM94 239H95V237H94ZM93 239V240H94ZM197 239V238H196ZM205 239H208V238H205ZM218 239V238H217ZM231 238H229V240H230ZM236 239L237 238H235L234 239V242L236 241ZM237 239V243H239V240ZM243 239V238H242ZM263 239V238H262ZM41 240V239H40ZM78 240V239H77ZM80 240V239H79ZM92 240V238H90V241ZM92 240V245H93V243L96 241V240H94L93 241ZM98 240V241H99ZM120 240V239H119ZM123 240H126V239H123ZM123 240H120V241H122V243L124 242ZM148 240H149V238H148ZM165 240V239H164ZM216 240V239H215ZM11 241V240H10ZM44 241V240H43ZM46 241H48V240H46ZM95 242L96 244L98 243L99 244V242ZM118 241V240H117ZM128 241H129V239H128ZM143 241H144V239H143ZM197 241H198V239H197ZM202 241H204V240H202ZM245 240H243V242L242 241H240L241 243V245L244 243L245 244V242H244ZM261 241V240H260ZM263 241H264V239H263ZM16 242H18V241H16ZM20 242V241H19ZM28 243H29V241H27ZM101 242H105V241H103V240H101ZM141 242V241H140ZM160 242V241H159ZM163 242V241H162ZM198 242H200V240L198 241ZM207 242V241H206ZM209 242H211V240L209 241ZM214 242V241H213ZM233 241L231 240V243H232ZM233 242V243H234ZM258 242V241H257ZM262 242V241H261ZM11 243V242H10ZM85 244H86V242H84ZM117 243V242H116ZM127 244H128V242H126ZM144 243V242H143ZM202 243V242H201ZM248 243V242H247ZM19 244V243H18ZM20 244H22V242H20ZM27 244V243H26ZM30 244V243H29ZM37 244V245H38ZM101 244V243H100ZM108 244H110V242L108 243ZM125 244V243H124ZM135 244V243H134ZM157 244V243H156ZM164 244V243H163ZM162 244V246H164ZM194 244L197 246V244L198 243H196V242H194ZM235 245H236V243H234ZM249 244V243H248ZM247 244V245H248ZM258 244V243H257ZM257 244H255V245H257ZM16 245H17V243H16ZM47 245V244H46ZM91 244H89V246H90ZM104 245V244H103ZM115 245H118V244H115ZM121 245V244H120ZM136 245V244H135ZM193 245V244H192ZM194 245V246H195ZM198 245H200V244H198ZM203 245V244H202ZM210 245V244H209ZM208 245V246H209ZM223 245V243L221 244V246ZM238 246H239V244H237ZM240 245V246H241ZM246 245V246H247ZM260 245V244H259ZM25 246V245H24ZM96 246V245H95ZM99 246V245H98ZM148 246V245H147ZM147 246H146V249H149V248H147ZM207 246V247H208ZM220 246V247H221ZM229 246H231V244L229 245ZM228 246V247H229ZM232 246H233V244H232ZM231 246V248H233ZM245 246V247H246ZM250 246V245H249ZM26 247H27V245H26ZM25 247V248H26ZM57 247H58V249H57ZM70 247V246H69ZM102 247H105V248H107L106 247V244L104 245V246H102ZM109 247H111V246H109ZM114 247V246H113ZM143 246H142V244H141V248H142ZM150 247V246H149ZM154 247H155V245H154ZM157 247V246H156ZM198 247V246H197ZM218 247V246H217ZM216 247V248H217ZM224 247H226V245L224 246ZM228 247H226L228 250L227 251H231V250H229L230 248H228ZM242 247H244V245H242ZM242 247H240V249H239V247H237L239 250H240V252H241V249H242ZM248 247V246H247ZM246 247V248H247ZM264 247V246H263ZM11 248V247H10ZM19 248V247H18ZM91 248V247H90ZM125 248V247H124ZM123 248V249H124ZM132 248H134V247H132V245L130 244H128V253L129 254H132ZM191 248H195V247H193V246H191ZM191 248H190V250H191ZM199 248V247H198ZM197 248V249H198ZM206 248V246L204 247V249ZM249 248V247H248ZM255 248V247H254ZM260 248H262V246L260 247ZM260 248H257L258 250H260ZM24 249V248H23ZM23 249H21V252H22V250ZM55 249H57V251L55 250ZM92 249H94L95 250V248H94V245H93V248ZM96 249H97V246H96ZM98 249H99V247H98ZM111 249V248H110ZM119 249V248H118ZM123 249H121V250H123ZM127 249V248H126ZM125 249V250H126ZM157 249V248H156ZM196 249V248H195ZM194 249V250H195ZM200 249H202V247L200 246ZM225 249V248H224ZM234 249H236V247L234 248ZM1 250V249H0ZM7 250V249H6ZM30 250V249H29ZM70 250V249H69ZM76 250V249H75ZM113 250H114V248H113ZM116 250H117V248H116ZM124 250V251H125ZM134 250V249H133ZM143 250V249H142ZM186 250H188L189 252H190V250H189V246L188 247H186ZM185 250V251H186ZM214 250V249H213ZM216 250V249H215ZM226 250V249H225ZM238 250V251H239ZM263 249H261V252L260 253H257L256 254V256H254L253 257V259L254 258H258V256H261V259H260V261L262 262H260L259 260L257 261V259H256V261L254 262V263H252L253 262V260L250 262V259L248 260V259H246V261L247 262H250L251 264H263L264 263V251H262ZM85 251H87L88 253H90V255H86L87 253L85 252ZM92 251V250H91ZM96 251V250H95ZM98 251H105V250H103V249H101V250H98ZM109 251V250H108ZM119 251V250H118ZM144 251V250H143ZM146 251H148V250H146ZM150 251V250H149ZM184 251V252H185ZM191 251H193V250H191ZM195 251H197V250H195ZM210 251H212V250H210ZM236 251H237V249H236ZM235 251V252H236ZM5 252V251H4ZM20 252V253H21ZM26 252V251H25ZM34 253H35V251H33ZM47 252V253H48ZM77 252V251H76ZM106 252V251H105ZM104 252V253H105ZM110 252V251H109ZM116 252V251H115ZM153 252V251H152ZM183 252V251H182ZM183 252V253H184ZM189 252H187L186 251V253H189ZM194 252V251H193ZM199 252L201 253L202 252V250L200 251L199 250ZM206 252V251H205ZM219 252H221V248H220V251ZM222 252H224L223 250H222ZM232 252V251H231ZM230 252V254H233V253H235V252H233V253H231ZM239 252V253H240ZM23 253V252H22ZM30 253H31V251H30ZM37 253V252H36ZM38 253H40V252H38ZM94 253H96V252H94ZM119 253V252H118ZM123 253V252H122ZM150 253V252H149ZM146 254L147 256H149L150 254ZM225 253V252H224ZM224 253H222V254H224ZM227 253V252H226ZM229 253V252H228ZM244 253V252H243ZM242 253V254H243ZM2 254V253H1ZM63 254V256L61 257V255ZM72 254V253H71ZM97 254H99L98 252H97ZM105 254H108L107 252L105 253ZM109 254H112L111 252L109 253ZM119 254H121V252L119 253ZM118 254V255H119ZM135 254V253H134ZM133 254V255H134ZM137 254V253H136ZM181 254V253H180ZM192 254V253H191ZM212 254V253H211ZM210 254V255H211ZM216 254V252L214 251V254H212L213 256ZM217 254H220V253H218L217 252ZM216 254V255H217ZM229 254V256H235V255H237V254H235V255H230ZM22 255V254H21ZM20 254H18V253H16V256H15V260H14V262H13V259H11L12 260V263L14 264H20L21 262H19V261H21V256ZM23 255H24V253H23ZM36 255H40V254H32V261H34V259H36ZM45 255V256H44ZM122 255V254H121ZM124 255H126V254H124ZM141 255V254H140ZM145 255V254H144ZM158 255V254H157ZM182 255V254H181ZM197 255V254H196ZM204 255V254H203ZM215 255V256H216ZM226 254H224L223 256H225ZM78 256H80V258H81V260L79 261L78 260ZM102 256V255H101ZM139 256V255H138ZM147 256H145V258L147 257ZM185 256V255H184ZM187 256V255H186ZM190 256V255H189ZM188 256V257H189ZM212 256V257H213ZM238 256V255H237ZM240 256V255H239ZM238 256V257H239ZM245 256V255H244ZM11 257V256H10ZM48 257H50V258H48ZM51 257H52V259H51ZM58 257L60 258L61 257V260L59 261V259H58ZM107 257H108V255H107ZM131 257V259H133V257L132 256H130ZM141 257V256H140ZM150 257V256H149ZM166 257V256H165ZM171 257V256H170ZM178 257V256H177ZM179 257H181L180 255H179ZM182 257H183V255H182ZM192 257V256H191ZM208 257V256H207ZM209 257H211V256H209ZM217 257V256H216ZM219 257V256H218ZM226 257V256H225ZM224 257V258H225ZM241 257V256H240ZM239 257V258H240ZM31 258H30V260H31ZM99 258H101V257H99ZM104 258V257H103ZM111 258V259H110ZM108 257V259H110V261L112 260V257ZM114 258V257H113ZM123 258H124V256H123ZM122 258V259H123ZM127 258V257H126ZM125 258V259H126ZM135 259H137L136 258V255H135V257H134ZM155 258H156V256H155ZM169 258V257H168ZM245 258H247V257H244V259ZM251 259H252V257H250ZM41 259H40V261H41ZM105 259H107L106 257H105ZM105 259H102V260H105ZM120 259V258H119ZM121 259V260H122ZM131 259H130V261H131ZM134 259V261H136ZM175 259H178V258H175ZM175 259H173L171 262H173V264L175 263ZM179 259H181V258H179ZM206 259V258H205ZM216 259V258H215ZM230 259H233V258H230ZM243 259V258H242ZM242 259H240V262H242L243 260ZM24 260H25V258H24ZM28 260V259H27ZM140 260V259H139ZM143 260V259H142ZM145 260V259H144ZM146 260H147V258H146ZM151 259H149V261H150ZM154 260V259H153ZM161 260V259H160ZM198 260V259H197ZM223 260V259H222ZM226 260V259H225ZM225 260H223V262H222V264L224 263V262H226ZM234 260H236L235 258L233 259V263H235L234 262ZM237 260H238V258H237ZM236 260V261H237ZM255 260V259H254ZM31 261V262H32ZM79 261V262H78ZM108 260H106V261H102L103 262V264H106L105 262H107ZM123 261V260H122ZM130 261H129V263H130ZM134 261H132V262H134ZM180 261V260H179ZM178 260H177V263L179 262ZM205 261V260H204ZM204 261H202L203 263H204ZM228 261H229V259H228ZM38 262H36L37 264H38ZM141 262V261H140ZM153 262V261H152ZM166 262V261H165ZM192 262L193 261H191V262H188L187 264H192ZM201 261H200V263H202ZM213 262V261H212ZM216 262V261H215ZM238 263H240L239 262V260L237 261ZM243 262H245V261H243ZM246 262V263H247ZM11 262H10V264H12ZM23 263V262H22ZM34 263H35V261H34ZM118 263V262H117ZM125 263H126V261H125ZM127 263H128V258H127ZM126 263V264H127ZM134 263H136V262H134ZM144 263V262H143ZM186 263V262H185ZM217 263H218V261H217ZM221 263V262H220ZM219 263V264H220ZM227 264H230V263H232V262H226ZM232 263V264H233ZM237 263V264H238ZM245 263V264H246ZM250 263H248V264H250ZM4 264V263H3ZM32 264H33V262H32ZM61 264V263H60ZM98 264H101V263H98ZM108 264H110V263H108ZM112 264H114V263H112ZM119 264H120V262H119ZM154 264H155V260H154ZM166 264V263H165ZM167 264H170V262H168ZM172 264V263H171ZM212 264V263H211ZM240 264H242V263H240Z\"/></svg>", "mask_w": 264, "mask_h": 264}]
</instances>
